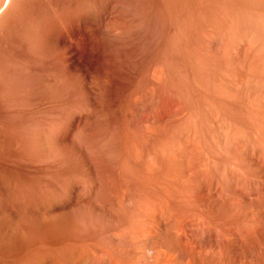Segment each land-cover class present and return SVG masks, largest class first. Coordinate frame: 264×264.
Segmentation results:
<instances>
[{
  "label": "rangeland",
  "instance_id": "obj_1",
  "mask_svg": "<svg viewBox=\"0 0 264 264\" xmlns=\"http://www.w3.org/2000/svg\"><path fill=\"white\" fill-rule=\"evenodd\" d=\"M64 1V2H63ZM17 0V1H15L16 3H14L15 5H13V9L11 10V11H13V12H10V16H11V14H12V16L11 17H9L8 19V21H7V23H6V25L8 26L9 25V27H5V29H3V31H2V29L0 30V107H2V106H4V104L6 105V106H8V107H10V108H14V107H18L19 105L17 104V102L19 101V100H22V101H19V102H21V103H23L25 106H27L29 109H27L24 113L25 114H23V113H21V114H23V115H21V114H14L15 116V118H17V119H13V121L15 122L14 124L12 123V125L9 127V128H7V132H6V139L7 140H5L4 139V142H3V144H0V157L1 158H3V159H5L6 161L7 160H9V161H7L9 164H10V166L11 165H13V166H11L12 167V169H11V167H10V169L9 168H5L3 165H1V163H0V178L1 177H3L4 175V177H3V179H0V183L1 182H3L4 183V185H5V187H6V189L8 190L7 191V193L5 194V193H3V192H1L0 193V196L2 197V196H5L4 198L2 197V199H3V202H7V201H9L10 202V200H11V202H13L12 203V205L13 204H15L14 206L16 207V209H17V211H18V214L16 215V216H12V214H11V220H12V222L10 223V225L11 226H9V229L10 230H8V235H6V238H4V239H1L0 240V242L1 243H3V245H1L0 247V257L2 258V256H3V258H4V262L2 263V261H3V259H1L0 258V264H115V262H116V260H118V258L117 257H120V255L123 257V256H125V254H127V253H129V254H127L126 256H131V252H132V248L134 247V245L135 244H137V245H141L140 247H145V246H147V245H150L151 243L149 242V241H151V239L153 238V240L152 241H154L155 239H156V235H154V234H152V236H150V237H148L149 239H146V241L147 242H145V241H139L140 243H142V244H140L139 242H137V243H134V245H133V243H132V241H131V239L129 238H127V237H129V236H127L128 234L127 233H125L126 232V227H128L127 225L128 224H126V223H131V221L133 220V219H135V218H137L136 220H139L138 218L140 217L139 216V214L138 213H135V211H137V210H134V208H135V205H137L138 206V208H139V203L141 202V201H139L140 200V196H142L141 198H143L144 196H145V198H146V200H148L150 203H153L152 201H153V199H154V201L157 199L156 197H158V193L159 194H161V195H163V192L165 191L166 193H168L167 192V190L166 189H168L169 187H170V194H171V196H172V194L174 193H171L173 190H175V194L177 193L176 191H178L179 192V188H177V187H180L181 188V185L183 184V183H185L186 182V184H184V186L182 185V191H183V188H186V187H188V186H190L192 183H193V180H195V178H193L194 177V175L195 174H193V173H195V171H192V170H194V169H192V168H189V167H191L192 165H189L188 163H190V164H192L197 158L195 157V156H197V154L196 155H193V152H192V154L190 155V153H191V151H190V149L189 150H187V149H183L184 147H186V145H185V142H188L187 143V147H189L188 145H189V143L191 142V143H193L192 141L194 140V143H198V141H199V143L202 141H204L205 139L207 140L208 138H209V136L211 135V132H212V129L214 128V127H216V125H217V123L219 124V126L217 125V129L216 128H214V130H215V132L214 133H212V135L213 136H210V137H212V138H214V139H212L211 141L210 140H208L207 142L209 143H211V142H213V143H215L213 140H215V138H216V140L215 141H217L216 142V144L217 143H220L219 144V146H218V144H217V146L219 147V148H214V150L213 151H216L217 153H218V151H219V154H221V155H223V154H225L226 153V156L228 155L229 156V152H230V150L232 151V149L233 150H235L236 148L235 147H244V146H246V144L248 145H250V146H252V145H254V146H252L253 147V149L254 150H256V146L258 145V141L255 139V138H252V139H254V140H256L255 141V143L256 144H254V141H252V139H251V137H250V141H249V135L252 133L251 131H256L255 129H257L258 128V124H260V120H259V118H260V116L258 115V113H260V110H258V108H262L263 107V102H264V98L262 97L263 96V91H264V82H263V80H264V78L262 79L261 77L263 76L264 77V53H263V45H264V21H262L264 18H262V16L264 17V15H262V14H264V0H261L262 1V4H261V1L259 2V1H257V0H241V2H240V0H226V2H225V0H217L216 2H215V0H212L211 2L208 0V3H205L207 0H203V1H205L204 3H205V5H203L202 3H203V1H202V3H201V0H177V1H171V0H167V1H165L166 3H167V5H165V3H164V1H162V0H121L120 2H119V0H117L118 1V4H119V6H117L118 7V9L120 10V11H122L123 13H125L124 14V17H121V19H120V17H118V18H116V19H120L118 22H119V25H120V30H121V33H120V31H119V36L118 35H116V36H111V35H108V33L107 32H105V31H101L100 32V34H99V36H97L96 37V39H95V41L92 43V44H94L95 46H99V47H102V48H105V49H108V48H111V46L113 47V45H115V44H118V43H120L122 46H123V44L125 45V44H127V45H134V46H136L137 47V49L138 48H140L138 51H140V53L141 54H143V52L144 53H146L148 50H150V49H153V47L154 48H156L155 46H158L157 44H160L162 41V38H164L163 37V35L165 36V34H166V28H165V26H167L166 25V23H167V21L169 20V18H171L172 16V18H174L175 20H176V17L178 16V17H180V18H178L177 17V20L175 21V20H172L173 22H174V25H175V31L174 32H176L175 34L177 35H175L174 36V33H173V36H172V39H174L173 40V43H170V45L168 46L170 49H172V50H170L167 46V48L169 49H167V51L165 50L166 49V47H165V49L163 48V50H161V52L163 51L164 53L161 55V56H164L165 55V57L163 58V60H162V64L164 65V68H161L160 67V69H161V72H162V70H163V72L164 73H162V77H161V79H155L154 77L153 78H151L152 79V83L150 84V81H148V79H146L145 78V80L146 81H148V83H146L145 82V80H142V82H141V84H140V86H138V89H137V91H138V93H140V90H143V87L142 86H150V89H151V91L152 90H154V91H152V94L150 95V94H144V90L143 91H141V93H140V95L138 94V96H140V98H141V102L139 101V104H136L135 102H134V100H130V99H133L132 97H131V94L130 93H126V95L125 96H127V97H125L124 95L121 97V99L119 100L118 99V101H117V103L115 104V106H113V103H111V102H109L108 101V99L106 100V98H105V96L104 95H102V93H100V95H99V93H97L98 95H95V97H96V100H99V101H97L98 102V108H101L102 107V109H103V113H102V115L104 114L105 116L103 117V119L104 120H101L102 121V126H103V128L106 130L107 129V131H108V133L109 134H107V136H106V139H105V144L107 143V144H109V145H111V143H112V141H111V139L112 138H110L113 134H114V136H117V135H115V133L113 132L114 130H116V128L118 127V125H120V122L122 121L121 120V116H122V110H124L128 105H131V106H133V108L134 109H137L138 111H136L138 114H139V116H140V118L143 120H146L147 122L146 123H149V124H147V126H149L148 128H146V129H148L149 130V132H147L148 130H146L145 131V135L142 133H140V135H139V137H140V139L142 140L140 143H142L141 145H139V148L141 147V149H140V151L138 150V156L139 157H141V158H139L140 159V162L141 161H145L146 160V157H147V160H148V162H150V164L149 163H147V161H143L142 162V164L143 163H147L146 164V166L144 165V166H142L141 164H140V166L136 169V168H133V171L135 170V172H138V174H140V176L142 175L143 177V179H141L140 178V176H136V178H137V188H136V190H134V192H136L137 194H135V193H133V195H132V198H133V200L135 199V200H137L138 198V200H137V204L135 203V201L133 202L132 200H131V204L130 205H134V203H135V205L133 206H128V207H126V208H124L123 210L126 212V215H127V213L129 212L128 210H130L131 209V211L133 212V213H131V212H129L128 213V215H127V217L125 218L124 217V214H125V212L123 211V215L121 214V212H120V215H121V220L119 219L120 218V216H119V218H118V222H120L121 221V225L120 224H118L119 226V228H120V226H124V227H121L120 229H118L121 233H119L118 231H116V232H118V234L120 235L119 236V238L120 239H118V240H120V241H118V240H116V241H114L113 239L114 238H112V233H110V229L109 230H107L108 228L106 227V225L108 226V227H110V225L108 224V223H110L111 224V222L110 221H107V217L106 216H104L103 217V215L104 214H102V216H101V214H99V212L97 213V212H94V210H90V208H84V209H80V211H76V212H74L73 213V216H75V217H72V214H71V216H66V217H64V221H67L68 219H69V221L71 220L70 219V217L73 219V218H76V220H74L73 219V223L75 222L76 223V225L74 226V227H76V226H79L80 224L84 227H81V226H79V227H76V230H77V236L78 237H83V235H81L80 233H84V231H85V228H87V230L85 231L86 232V236L85 237H83V239L81 240V241H83L82 243H83V246H84V249L83 248H81L80 246H78L77 245V243L74 241V240H72V238H69V237H71L70 235H72L71 233H72V231L73 230H71L69 227V229L71 230H68V228H67V223L66 222H64L63 220H62V218H60V223L61 222H63V225H66V226H64L63 228H64V230H65V232H64V230H63V234L65 235V233L69 236H67V235H65V238H69L71 241V246L74 248L75 247V249H73V251H74V253L76 254H73V256H71L72 258H70L71 259V261H69V262H67V263H65V261L63 260V258L61 257L62 255H63V252H64V250L63 249H65L64 247H60L62 250L60 251V249L58 250V252L60 251V253H57V254H60V257H56V150H57V135H58V131H59V128H61V126H62V124H63V121L65 120H68L69 121V119L68 118H70L71 117V115H70V117H69V114H70V112H73L74 110H78V109H85V110H88V109H91L92 108V106H89V104H90V101L89 100H87V99H89L90 97H89V95H90V93H89V91H88V89L86 90V88H87V86L88 85H90V86H92V83H90L89 82V78H88V76H87V74H86V71L84 70V69H79V70H77V69H75V68H73L72 66H71V62H70V60L68 59V54H67V52H68V50L69 51H72L73 52V54L75 55V57H78L77 59L80 61H82L83 59H85L86 58V56H87V53H88V51H89V49L88 48H90V45H92L90 42H92L93 40H94V38H92V36H90V31H89V26H88V24H87V22H85V20L83 19V17L85 18L86 17V7L84 6V2L82 3V5H83V7H84V9L82 8V13H83V17H82V15H81V20L83 21V23H82V21L80 20V22H78L79 20L78 19H76L77 17L79 18V14L77 13V15H76V17H75V14H76V12H74V8H72V1L73 0ZM170 3H169V2ZM189 1V2H188ZM191 1V2H190ZM219 1V2H218ZM220 1H221V3H223L222 5L224 6V8L222 7V5H221V3H220ZM223 1V2H222ZM232 1V4L230 3ZM246 2V3H243V4H246V5H244L243 6V4H242V2ZM257 1V3H255V4H252V2H256ZM71 2V3H70ZM172 2H174V4L172 3ZM214 2V3H213ZM234 2H235V4H234ZM252 4V5H254V6H252L250 3ZM259 2V3H258ZM184 3V4H183ZM191 3V4H190ZM193 3V4H192ZM218 5L217 6V9H216V7H214L216 4ZM242 5H241V4ZM248 3L250 4V6L248 5ZM64 4V5H63ZM69 4V5H68ZM175 4H177V6L175 5ZM180 6H179V5ZM207 4V5H206ZM211 4V5H210ZM215 4V5H214ZM230 4V5H229ZM234 4V5H233ZM239 4V5H238ZM260 4V6H261V8H260V6H258V5ZM62 5V6H61ZM67 5H68V7H67ZM161 5H162V7H161ZM172 5H175V6H173L174 8H172V6L170 7V6ZM195 5V6H194ZM199 5V6H198ZM214 5V6H213ZM232 5V6H231ZM241 5V6H240ZM170 7V10H172V11H170L169 12V7ZM184 6V7H183ZM209 7V9H208V7ZM213 6V7H212ZM225 6H227V7H225ZM235 6V7H234ZM252 6V7H251ZM256 6V7H255ZM57 7V8H56ZM62 7V8H61ZM70 7V8H69ZM165 7V8H164ZM168 7V8H167ZM190 7V8H189ZM203 7V8H202ZM221 7H222V9H221ZM246 7H248V8H246ZM250 7H251V9L252 10H255V12L254 11H252V12H254V13H252L251 11H250ZM168 10H167V9ZM182 8V9H181ZM227 8H229V10L227 9ZM231 8V9H230ZM232 8H236V9H233V11H232ZM240 8V9H239ZM242 8H244V10H245V8L246 9H249V10H246L247 12H245ZM254 8H256V9H254ZM64 9V10H63ZM72 9V10H71ZM187 9H189V10H187ZM258 9V10H257ZM262 9H263V12H262ZM161 10V11H160ZM164 10V11H163ZM178 10H179V13H178ZM197 10H200V11H197ZM202 10V11H201ZM219 10V11H218ZM236 10V11H235ZM240 10H241V12H240ZM259 11V10H261V11H259L258 13H257V11ZM62 11V12H61ZM64 11H66L67 13H65ZM69 11V12H68ZM183 11V12H182ZM197 11V12H196ZM213 11H215V12H213ZM222 11V12H221ZM232 11V12H231ZM244 11V12H243ZM84 12H85V14H84ZM190 12H192V13H190ZM211 12V13H210ZM221 12V13H220ZM238 14V15H240V16H238L237 15V17L235 18V16H236V13ZM251 12V13H250ZM59 13V14H58ZM164 13V14H163ZM169 13H171V15L169 14ZM173 13V14H172ZM174 13H175V15H174ZM181 13V14H180ZM213 13H215V14H213ZM216 13H217V15H216ZM235 13V14H234ZM241 13H242V15H241ZM244 13H246V14H244ZM249 13V14H248ZM257 13V14H256ZM130 14V15H129ZM168 14V15H167ZM177 14V15H176ZM224 14V15H223ZM251 14V15H250ZM161 15H162V17H161ZM209 15V16H208ZM221 15H223V16H221ZM229 15V16H228ZM243 15H245V16H243ZM247 15H250L251 17H249V16H247ZM258 15V16H257ZM261 15V16H260ZM72 16H73V19H72ZM166 18H165V17ZM171 16V17H170ZM194 16V17H193ZM221 16V17H220ZM224 16H225V18H224ZM257 16V17H256ZM75 17V18H74ZM127 17V18H126ZM132 17V18H131ZM164 17V18H163ZM168 17V18H167ZM183 17V18H182ZM190 17V18H189ZM226 17H227V19H226ZM233 17V18H232ZM239 17V18H238ZM171 18V19H172ZM196 18V19H195ZM210 18H211V20H210ZM215 18V19H214ZM262 18V19H261ZM167 21H166V20ZM187 19V20H186ZM198 19V20H197ZM226 19V20H225ZM236 19V22L234 21ZM239 19V20H238ZM243 19V20H242ZM74 20V21H73ZM249 20V21H248ZM261 20V21H260ZM76 21V22H75ZM177 21H178V23H177ZM201 21V22H200ZM216 21H217V23H216ZM224 21V22H223ZM233 21V22H232ZM237 21H238V23H237ZM247 21V24L248 25H246V23H244V22H246ZM86 24H85V23ZM124 22V23H123ZM164 22V23H163ZM228 22V23H227ZM248 22H250V23H248ZM256 22V23H255ZM259 22V23H258ZM77 23V24H76ZM121 23V24H120ZM190 25H188V24ZM201 23V24H200ZM203 23V24H202ZM79 24H80V26H79ZM82 24V25H81ZM85 24V25H84ZM165 24V25H164ZM195 24V25H194ZM205 24H207V25H205ZM227 26H226V25ZM232 24V25H231ZM242 24H244L243 26H242ZM193 25V26H192ZM204 25V26H203ZM235 25H236V27H238L239 25H241L240 27H238L237 28V30L239 29V28H242V29H248L247 31H245L244 30V32L243 31H241L242 29H239L238 30V32H237V30H236V33H235ZM250 25H251V27H252V29H251V27H250ZM252 25H254V26H252ZM85 26H87V28L85 27ZM126 26V27H125ZM187 26V27H186ZM200 26V27H199ZM247 26H249V28L252 30V32H254V33H252L251 31H249L250 29L249 28H247ZM256 26H257V28H256ZM75 27H76V29H75ZM177 27V28H176ZM216 27H217V29H216ZM222 27V28H221ZM230 27V28H229ZM245 27V28H244ZM86 30H85V29ZM127 28V29H126ZM183 28V29H182ZM201 28V29H200ZM204 28V29H203ZM219 28H221V29H219ZM229 28V29H228ZM259 28V29H258ZM190 29V30H189ZM232 29H233V31H232ZM257 29V30H256ZM261 29H262V31H261ZM6 30V31H5ZM212 30V31H211ZM224 30V31H223ZM9 31V32H8ZM80 31V32H79ZM223 31V32H222ZM248 31H249V33H248ZM257 31L259 32V33H257ZM79 32V33H78ZM126 32V33H125ZM129 32V33H128ZM158 32H159V34H158ZM181 34H180V33ZM193 32V33H192ZM260 32H262V34L260 33ZM104 33V34H103ZM186 33V34H185ZM226 33H228L227 34V36H226ZM232 33H235L236 35L237 34H240V35H238V36H235L234 34H232ZM243 33V34H242ZM248 34V39H247V34ZM250 33L252 34V35H250ZM130 34H131V36H130ZM157 34V35H156ZM184 34V35H183ZM195 34V35H194ZM257 34H259V35H256ZM103 35V36H102ZM207 35V36H206ZM208 35H210V36H208ZM246 36V38L245 37H242V36ZM159 36V37H158ZM183 36V37H182ZM200 36H201V38H200ZM203 36V37H202ZM206 36V37H205ZM231 36V37H230ZM90 37H91V39L92 40H90ZM115 37H116V39H115ZM133 37V38H132ZM209 37H211V38H209ZM233 37H234V40H233ZM250 37H252V38H250ZM259 39H258V38ZM155 38H156V40H155ZM207 38V39H206ZM232 38V39H231ZM241 38H242V40H241ZM244 38V39H243ZM250 38V39H249ZM142 39V40H141ZM160 41H159V40ZM237 39V41H235ZM256 39V40H255ZM257 39H258V41H260V42H258L257 41ZM67 40V41H66ZM111 40V41H110ZM126 40V41H125ZM130 40V41H129ZM154 41V43H153V41ZM157 40H158V42H157ZM246 40V41H245ZM248 40H250V41H248ZM262 40V41H261ZM116 41H118L117 43H116ZM152 41V42H151ZM188 41V42H187ZM190 41H192V42H190ZM215 41V42H214ZM221 43H220V42ZM224 41H226V42H224ZM100 42V43H99ZM114 42V43H113ZM124 42V43H123ZM133 42V44H131ZM172 42V41H171ZM206 42V43H205ZM214 42V43H213ZM228 42V43H227ZM230 42V43H229ZM242 42V43H241ZM246 42V45L244 44V43ZM248 42V43H247ZM129 43V44H128ZM235 43V44H234ZM240 43H241V46H240ZM252 43V44H251ZM105 44V45H104ZM150 44V45H149ZM223 44V45H222ZM225 44V45H224ZM239 44V45H238ZM249 44H251V47L250 46H248ZM173 45V46H172ZM175 45V46H174ZM192 45V46H191ZM204 45V46H203ZM206 45V46H205ZM211 45V46H210ZM219 45V46H218ZM235 45V46H234ZM104 46V47H103ZM149 46V47H148ZM179 46V47H178ZM184 46V47H183ZM190 46V47H189ZM218 46V47H217ZM223 46V49L221 48ZM225 46V47H224ZM227 46V47H226ZM231 46V47H230ZM171 47H173V48H171ZM205 47L207 48V49H205ZM251 49H250V48ZM211 48V49H210ZM217 48H219V49H217ZM243 48V49H242ZM247 48V49H246ZM255 48V50H252V49H254ZM257 48V49H256ZM260 50H259V49ZM86 49V50H85ZM199 49V50H198ZM230 51H229V50ZM234 49H235V51H234ZM237 49V50H236ZM249 49V50H248ZM176 50V51H175ZM198 50V51H197ZM209 50V51H208ZM214 50V51H213ZM225 52H224V51ZM233 50V51H232ZM242 50V51H241ZM244 50V51H243ZM247 50V51H246ZM252 50V51H251ZM180 51V52H179ZM204 51V52H203ZM219 53H218V52ZM221 51V52H220ZM237 51V52H236ZM249 51H251L250 52V54L253 56H251L250 54H246V53H248ZM167 52V53H166ZM204 54H203V53ZM212 52H214V53H212ZM216 52V53H215ZM232 52V53H231ZM243 52V53H242ZM260 52V53H259ZM176 53V54H175ZM206 53V54H205ZM225 53V54H224ZM263 53V54H262ZM169 54H170V56H169ZM175 54V55H174ZM219 54V55H218ZM223 54V55H222ZM231 54H233L232 55V57H231ZM237 54V55H236ZM241 54H242V56H241ZM244 54V55H243ZM255 54H256V56H255ZM167 55V56H166ZM171 55H173V56H171ZM206 55V56H205ZM230 55V56H229ZM246 55V56H245ZM259 55H260V57H259ZM263 55V56H262ZM19 56V57H18ZM183 56V57H182ZM202 56V57H201ZM224 56V57H223ZM227 56V57H226ZM250 57V58H248V57ZM169 57H171V58H169ZM174 57V58H173ZM191 57H193V58H191ZM209 57V58H208ZM214 58V60H213V58ZM222 57V58H221ZM236 57H238L237 59H236ZM173 58V59H172ZM181 58V59H180ZM187 58V59H186ZM205 58V59H204ZM207 58V59H206ZM237 60V63H236V60ZM241 58V59H240ZM229 59V60H228ZM247 59V60H246ZM263 59V60H262ZM69 60V61H68ZM166 60V61H165ZM185 62H184V61ZM218 61L217 63H219V64H217L215 61ZM222 62H221V61ZM223 60H224V62H223ZM226 60H227V62H229L228 64H227V62H226ZM235 60V61H234ZM248 60H249V62L252 60V61H254L255 60V62H250L251 63V65H249V66H251L252 67V69L250 68V67H248ZM261 60V61H260ZM179 61L181 62V63H179ZM210 61V62H209ZM239 61V62H238ZM170 64H168V63ZM207 62H209V63H207ZM211 62H212V64H211ZM260 62V63H259ZM186 63V64H185ZM214 63H216V64H214ZM234 63H236V64H234ZM240 63H242L241 65H240ZM244 63V64H243ZM247 63V65H245ZM259 63V64H258ZM162 64L160 65V66H162ZM180 64V65H179ZM211 64V65H210ZM221 64V65H220ZM222 64H227L226 66L228 67H226L225 65H222ZM239 64V65H238ZM257 64V65H256ZM263 64V65H262ZM197 65V66H196ZM217 65V66H216ZM229 65V66H228ZM242 65H244V67H242V68H245V66H247L249 69H248V71H247V73L249 72V77L251 78H249V77H247V79H249V80H247L246 79V75H243L242 77H239L238 76V79H237V75H238V73H240L239 71H241L240 69H241V67L240 66H242ZM261 65V66H260ZM219 66V67H218ZM220 66H222V67H220ZM232 66V67H231ZM263 66V67H262ZM49 67V68H48ZM163 67V66H162ZM198 67H200V68H198ZM215 67V68H214ZM226 68V70H225V68ZM237 67H238V70H236L237 69ZM260 67H262V68H260ZM48 68V69H47ZM166 68V69H165ZM175 68H177V69H175ZM179 68V69H178ZM219 68H220V70H221V72L219 71ZM240 68V69H239ZM168 69V70H167ZM199 69V70H198ZM214 69L216 70V71H214ZM229 69V71H231L230 73H229V71L228 72H225V74L226 73H228L227 75L229 76H226L228 79H229V81H231L232 79H233V76L232 75H234L235 76V72H236V79H235V77H234V80H232L230 83H233V85L234 84H236L235 82L237 81V83L239 84H236L237 86H236V89H237V87H238V91L239 92H237V90L235 89V90H233V89H229V88H227L226 87V85H223L224 83V78H220L219 80H218V77H220L221 75L220 74H222V71L223 70H225V71H227ZM247 68H245L244 70H246ZM256 69V70H255ZM258 69V70H257ZM185 70V71H184ZM191 70V71H190ZM207 70V71H206ZM210 70V71H209ZM218 70V71H217ZM263 70V71H262ZM7 71V72H6ZM10 71V72H9ZM233 71V72H232ZM252 71H254V72H252ZM6 72V73H5ZM189 72V73H188ZM191 72V73H190ZM220 72V74H219V76H217L216 74L217 73H219ZM224 72V71H223ZM202 73V74H201ZM216 73V74H215ZM252 73V74H251ZM258 73H260V74H257ZM54 74V75H53ZM204 74V75H203ZM206 74H207V76H209V77H206ZM210 74V75H209ZM224 74V75H225ZM246 74V73H245ZM91 75V74H90ZM166 76V78L164 77V76ZM214 75H215V78L216 79H214ZM251 75V76H250ZM86 76H87V78H86ZM91 76H94V74H92ZM187 76H188V78H187ZM198 76H200V77H198ZM256 76H258L257 78H255ZM164 77V78H163ZM184 77H185V79H184ZM232 77V78H231ZM244 77H245V80H244ZM252 77H254V78H252ZM260 77V78H259ZM83 78V79H82ZM163 78V79H162ZM203 78V79H202ZM231 78V79H230ZM243 78V79H242ZM74 79H76V80H74ZM95 78L94 77H92V80H94ZM205 79H206V81H205ZM211 79V80H210ZM213 79V80H212ZM241 79V80H240ZM252 79H255V82H256V84H255V82L254 81H252ZM257 79V80H256ZM258 79H260V80H258ZM155 80V81H154ZM160 80V81H159ZM216 80H218L221 84H218V81H216ZM223 80V81H222ZM227 80V79H226ZM225 80V81H226ZM241 81V82H238V81ZM242 80H243V82H245V81H247L248 83H244V86H242L243 84V82H242ZM251 80V82H249ZM45 81V82H44ZM157 81V82H156ZM164 83H163V82ZM167 81V82H166ZM208 81V82H207ZM213 81V82H212ZM257 81H260V82H257ZM44 82V83H43ZM143 82H145V83H143ZM154 82H155V84H154ZM192 82H193V84H192ZM199 82H201V83H199ZM214 85H213V84ZM215 83H217V85L215 84ZM251 83V84H250ZM86 84H88L87 86H86ZM142 84H144V85H142ZM183 84V85H182ZM188 84V85H187ZM197 84V85H196ZM201 84V85H200ZM247 84H248V86L249 87H251L252 85H254V87H251V88H249L248 86H247ZM258 84H260V85H258ZM75 85V86H74ZM81 85H83V88L82 89H84V90H80L81 89V87H79V86H81ZM85 85V86H84ZM142 85V86H141ZM174 85V86H173ZM179 85H180V87H179ZM207 85L209 86V87H207ZM215 85H216V87H218V90H217V88L215 87ZM222 88H220L219 86ZM263 87H262V86ZM168 86V87H167ZM182 86V87H181ZM193 86V87H192ZM200 87V89H199V87ZM204 86V87H203ZM226 88H225V87ZM235 86V85H234ZM239 86H241V87H243L242 89H240L241 87H239ZM86 87V88H85ZM141 87V89H139ZM171 87H172V89H171ZM188 87V88H187ZM194 87H195V89H194ZM211 87V88H210ZM245 87H247V88H245ZM263 89H262V88ZM207 89V92H206V94L207 95H205V92H204V90H206ZM220 88V89H219ZM244 88H245V90H247V91H245L244 90ZM183 89H186V91L185 90H182ZM216 89V90H215ZM250 89H252V90H250ZM255 89H256V91H255ZM259 89H261L260 91H259ZM73 90V91H72ZM190 90V93L188 92ZM202 90V91H201ZM220 90V91H219ZM183 93H182V92ZM195 91L197 92V93H195ZM199 91V92H198ZM209 91V92H208ZM211 91V92H210ZM219 91V92H218ZM222 91V92H221ZM228 91V92H227ZM244 91V92H243ZM251 91H254V94L253 93H251ZM21 92V93H20ZM86 92H88V95H87V93ZM154 92V93H153ZM160 92V93H159ZM171 92V93H170ZM187 92V93H186ZM203 92V93H202ZM215 92H216V94H217V92H218V94L216 95L215 94ZM226 92V93H225ZM234 92L236 93V96H237V98H236V96H235V94H234ZM242 92V93H241ZM261 92V94H260V96H259V93ZM24 93V94H23ZM209 93H211V94H209ZM230 95H228V94ZM249 93L251 94V95H249ZM130 94V95H129ZM170 94V95H169ZM196 96H195V95ZM201 95V97H199L200 95ZM209 94V95H208ZM242 94V95H241ZM103 97H102V96ZM172 95V96H171ZM182 95V96H181ZM133 96V95H132ZM159 96V97H158ZM207 96H208V98H207ZM211 96H213V97H211ZM245 96H247V97H245ZM184 97V98H183ZM190 97V98H189ZM193 97V98H192ZM211 97V98H210ZM229 97V98H228ZM239 97H240V99H239ZM256 97H257V99H256ZM259 97V98H258ZM260 97H262V100L261 101H263V102H261L260 101ZM18 98H19V100H18ZM21 98V99H20ZM70 98V99H69ZM80 98V99H79ZM98 98V99H97ZM124 98V99H123ZM139 98V99H140ZM158 98V99H157ZM200 98V99H199ZM208 99V101H209V104L207 103L208 101L206 100V99ZM209 98L211 99V100H209ZM223 98V99H222ZM232 98V99H231ZM249 98V99H248ZM161 99V100H160ZM174 99V100H173ZM189 99V100H188ZM202 99V100H201ZM205 99V100H204ZM213 99H215V101L213 100ZM227 99V100H226ZM234 99V100H233ZM246 101H245V100ZM252 99V100H251ZM256 99V101H254ZM15 100V101H14ZM38 102H37V101ZM40 100V101H39ZM71 100V101H70ZM145 100V101H144ZM159 100V101H158ZM257 100H259V101H257ZM87 101V102H86ZM89 101V102H88ZM124 101V102H123ZM206 101V102H205ZM210 101H211V103H210ZM241 101V102H240ZM18 102V103H19ZM53 102V103H52ZM72 102V103H71ZM132 102V103H131ZM149 102H151V103H149ZM181 102V103H180ZM190 102H192V103H190ZM205 102V103H204ZM256 102V103H255ZM259 104H258V103ZM14 103V104H13ZM20 103V104H21ZM43 103V104H42ZM100 103V104H99ZM111 103V104H110ZM134 103V104H133ZM241 103V104H240ZM244 103V104H243ZM260 103L262 104V105H260ZM14 105V107H13V105ZM29 104H31V105H29ZM133 104V105H132ZM182 104V105H181ZM187 104V105H186ZM202 104V105H201ZM206 104H207V106H206ZM211 104V105H210ZM233 104H234V106H233ZM246 104V105H245ZM257 106V104H258V108L256 109V106ZM11 105V106H10ZM15 105H17V106H15ZM38 105V106H37ZM43 105V106H42ZM54 105V106H53ZM135 105V106H134ZM150 105V106H149ZM173 105V106H172ZM198 105V106H197ZM209 105V106H208ZM217 105H219V106H217ZM237 105V106H236ZM249 105V106H248ZM252 105V106H251ZM6 106H4V107H6ZM34 106V107H33ZM146 106V107H145ZM149 106V107H148ZM152 106V107H151ZM154 106V107H153ZM161 106V107H160ZM172 106V107H171ZM177 106V107H176ZM181 108H180V107ZM184 106V107H183ZM186 106H188V107H186ZM202 106V107H201ZM208 107V108H206V107ZM211 106V107H210ZM217 106V107H216ZM236 106V107H235ZM242 106V107H241ZM37 107V108H36ZM52 107V108H51ZM71 107V108H70ZM75 107V108H74ZM82 107V108H81ZM145 107V108H144ZM159 107V108H158ZM183 107V108H182ZM199 107V108H198ZM212 107H216V108H213V110H212ZM224 107V108H223ZM229 107V108H228ZM234 109H233V108ZM238 107H241V108H238ZM246 107V108H245ZM249 109H248V108ZM35 108V109H34ZM43 108V109H42ZM45 108V109H44ZM153 108V109H152ZM155 108H158V109H155ZM189 109V111H188V109ZM194 108H195V110H194ZM203 108H206L207 110L206 111H208V110H210V112L212 111V112H214V115L216 116V118H217V120H219V121H217L216 120V118H215V121H217V122H215V121H211V123L209 122V121H207V119H206V121L205 120H203L204 118V116H203V114H204V109ZM218 108V109H217ZM228 108V109H227ZM118 109V110H117ZM141 109V110H140ZM152 109V110H151ZM182 109V110H181ZM191 109H192V111H191ZM202 109V110H201ZM215 109L216 110H220L221 111V113H222V115H221V113H220V111L218 112V111H215ZM224 110V112H223V110ZM255 109V111L256 112H258V113H256V112H252V110H254ZM37 110V111H36ZM68 110V111H67ZM104 110H106L105 112H104ZM110 111V113H108L109 111ZM179 110V111H178ZM243 111V113H242V111ZM62 111H64V112H62ZM121 111V112H120ZM149 111H150V113H149ZM194 111V112H193ZM196 111H197V113H196ZM198 111H199V113H198ZM206 111H205V113H206ZM229 112V115L231 116H229V115H227L228 113H226V112ZM233 111V112H232ZM238 111H239V113H241L240 115L242 116V117H240V115H239V113H238ZM245 111V112H244ZM248 111H250V113H248ZM101 112H102V110H101ZM120 112V113H119ZM176 112V113H175ZM203 114H202V113ZM211 112V113H212ZM216 112V113H215ZM217 112L219 113V114H217ZM237 112V113H236ZM147 113H148V115H147ZM158 113V114H157ZM181 113V114H180ZM184 113V114H183ZM187 113V114H186ZM194 113V114H193ZM202 115H201V114ZM231 113V114H230ZM254 113H255V115L257 114L258 116H254ZM29 114V115H28ZM50 114V115H49ZM113 114V115H112ZM187 116H186V115ZM194 116H193V115ZM213 114V113H212ZM223 114H226V115H224L223 116ZM17 115H19V116H17ZM25 115V116H24ZM35 115V116H34ZM45 115V116H44ZM67 115V116H66ZM110 115V116H109ZM182 117H180V116ZM183 115H185V116H183ZM217 115L219 116V117H217ZM221 115V116H220ZM238 117H236V116ZM247 115H249L250 117L248 118H246V116ZM17 116V117H16ZM23 116V117H22ZM30 116V117H29ZM118 116V117H117ZM145 116V117H144ZM150 116V117H149ZM159 116V117H158ZM179 116V117H178ZM197 116V117H196ZM199 116H200V118H199ZM225 116H227V118L225 117ZM229 116V117H228ZM245 116V118H243ZM65 119H64V118ZM68 117V118H67ZM108 117V118H107ZM185 117V118H184ZM206 117V116H205ZM222 117V118H221ZM225 117V118H224ZM237 119H236V118ZM252 117H254L255 118V120H256V122L254 123V124H252V122L250 121V118L252 119ZM257 117V118H256ZM21 118H23V119H21ZM111 118V119H110ZM146 118V119H145ZM163 118V119H162ZM180 118V119H179ZM201 118H203V119H201ZM228 118H230V119H228ZM232 118V119H231ZM240 118H242V119H240ZM20 119H21V121H20ZM29 119V120H28ZM148 119V120H147ZM178 119V121H176V120ZM199 119V120H198ZM222 119H226V121L225 120H222ZM243 119H249V121L250 122H245V120H243ZM15 120H17V121H15ZM34 120V121H33ZM60 120V121H59ZM163 120V121H162ZM166 120V121H165ZM175 120V121H174ZM187 120V121H186ZM195 120V121H194ZM236 120V121H235ZM255 120H252V121H255ZM258 120H259V122H258ZM22 121H24V122H22ZM151 121H152V123H154L153 125H152V123H151ZM184 121V122H183ZM190 121V122H189ZM233 121V122H232ZM238 121H240V122H238ZM18 122V123H17ZM29 122V123H28ZM67 122V121H66ZM94 123L93 121H87V122H85L84 121V126L86 125V124H88V125H86L85 126V128H86V132L87 133H84L83 134V136L82 137H80V136H78V133H77V135H76V132H74V134H73V132L71 133V135H73V138H74V140L75 141H77L79 138H77V137H80L81 139H79L77 142H81V143H84L83 141H87V140H89L90 138H91V136H93L91 133H90V131H88L89 129L91 130L92 129V123ZM108 122V123H107ZM119 122V123H118ZM175 124H174V123ZM196 122H197V124H196ZM201 122H202V124H201ZM208 122L210 123V124H208ZM212 122H214V124L215 125H213V123ZM220 122V123H219ZM221 122H222V124H221ZM227 122V123H226ZM20 125V127L17 125ZM23 123V124H22ZM91 123V124H90ZM96 123V122H95ZM165 123V124H164ZM178 123H179V125H178ZM181 123V124H180ZM183 123V124H182ZM206 123V124H205ZM229 123V124H228ZM236 123V124H235ZM32 124V125H31ZM106 125V127H108V128H105V126L104 125ZM157 124V125H156ZM231 124H233V126H231ZM234 124H235V126H234ZM249 124V125H248ZM256 124H257V127H255L256 126ZM13 125L14 126H17L18 127V129H15L16 127H13ZM47 125V126H46ZM110 125V126H109ZM173 125V126H172ZM182 125H184V126H182ZM192 127H191V126ZM195 127H194V126ZM206 125H208V126H206ZM210 125H212L210 128V133H209V126ZM220 125H221V127H220ZM226 125V126H225ZM254 125V126H253ZM261 125V124H260ZM22 126V127H21ZM53 126V127H52ZM91 126V127H90ZM164 126V127H163ZM182 126V127H181ZM188 126V127H187ZM201 126H203V127H201ZM214 126V127H213ZM229 126H231V127H229ZM239 126H241V127H239ZM246 126H248V127H246ZM29 127H31V128H29ZM57 127V128H56ZM59 127V128H58ZM90 127V128H89ZM162 127V128H161ZM213 127V128H212ZM218 127H220L219 129H218ZM224 127V128H223ZM228 127L230 128L229 130H228ZM233 127H234V130H233ZM251 127H254V128H251ZM260 128L259 129H261V128H263V126L261 127V126H259ZM12 128V129H11ZM110 128V129H109ZM167 128V129H166ZM188 128H189V130H188ZM205 128V129H204ZM208 128V129H207ZM226 128V129H225ZM237 128V129H236ZM249 128L250 129H254V130H249ZM32 129V130H31ZM88 129V130H87ZM113 129V130H112ZM153 129V130H152ZM179 129V130H178ZM183 129V130H182ZM206 129H207V131H206ZM220 129L221 130H223L224 129V131H220ZM236 129V130H235ZM242 130V133L241 132H239L238 130ZM259 129H257V130H259ZM16 130V131H15ZM163 130H165V131H163ZM172 130V131H171ZM174 130H176V131H174ZM181 130V131H180ZM216 130H217V132H216ZM15 131V132H14ZM21 131V132H20ZM107 131H106V133H107ZM111 131V132H110ZM117 131V130H116ZM182 131L183 132H186V136H185V133H182ZM220 131V132H219ZM225 131H226V134H225ZM228 131H229V134H228ZM231 131H233L232 132V135H231ZM238 131L240 134H238V132H237V134H236V132ZM19 132V133H18ZM157 132V133H156ZM180 132V133H179ZM198 132V133H197ZM202 132V133H201ZM204 132V133H203ZM222 132H224V133H222ZM258 132H260V131H258ZM22 133V134H21ZM161 133V134H160ZM164 133V134H163ZM192 133H193V135H192ZM210 135H209V134ZM235 133V134H234ZM247 133V134H246ZM256 132H254V134H255ZM89 136H88V135ZM91 134V135H90ZM116 134H117V132H116ZM155 134V135H154ZM163 134V135H162ZM182 134V135H181ZM200 134H203V135H200ZM205 134H207L206 136H204ZM249 134V135H248ZM256 134H258V133H256ZM75 135V136H74ZM143 135V136H142ZM149 135V136H148ZM172 135V136H171ZM175 135V136H174ZM209 135V136H208ZM224 135H226V136H224ZM235 135V136H234ZM239 135V136H238ZM246 135V136H245ZM113 136V137H114ZM153 136V137H152ZM164 136H165V138H164ZM177 136V137H176ZM195 136V137H194ZM199 136V137H198ZM215 136V137H214ZM237 136V137H236ZM246 137V138H244V139H242V142L244 143V141L243 140H245V144H243V145H241L242 144V142H241V140H240V138H243V137ZM251 136V135H250ZM9 137V138H8ZM21 137V138H20ZM110 139H109V138ZM169 137V138H168ZM186 137V138H185ZM208 137V138H207ZM252 137H254V136H252ZM111 141H109L108 139ZM117 138V137H116ZM116 138H115V140H116ZM168 138V139H167ZM171 138V139H170ZM218 138H219V140H218ZM224 138V139H223ZM23 139V140H22ZM83 139V140H82ZM159 139H160V141H159ZM192 139V140H191ZM226 139V140H225ZM238 139V140H237ZM113 140H114V138H113ZM144 140H146V141H144ZM173 140H175V141H173ZM191 140V141H190ZM234 140V141H233ZM18 141V142H17ZM23 141V142H22ZM27 141V142H26ZM49 141V142H48ZM109 141V142H108ZM177 141V143L178 144H176L175 142ZM180 141V142H179ZM182 141V142H181ZM222 141V142H221ZM228 141V142H227ZM247 141H249V142H247ZM37 142V143H36ZM52 142V143H51ZM103 142V141H102ZM114 142V141H113ZM201 142V143H202ZM206 142V143H207ZM237 142H239V146H238V144H237ZM247 142V143H246ZM252 142V144H250ZM19 143V144H18ZM99 143L101 144H99L100 146H101V148L103 149V147H107V146H105V144H103V147H102V143H101V141H99ZM170 143V144H169ZM180 143V144H179ZM184 143V144H183ZM203 143H205V141L203 142ZM221 143H222V145H221ZM235 143V144H234ZM241 143V144H240ZM8 144V145H7ZM29 144V145H28ZM153 144V145H152ZM183 144V145H182ZM233 144V145H232ZM260 144V143H259ZM37 145V146H36ZM109 145H108V147H109ZM175 145V146H174ZM178 145H180L181 146V148L183 149H181L180 147H178ZM229 145V146H228ZM235 145V146H234ZM237 145V146H236ZM10 146V147H9ZM22 146V147H21ZM34 146H36V147H34ZM170 146V147H169ZM184 146V147H183ZM233 146H234V148H233ZM262 146H264L263 144H262ZM3 147V148H2ZM30 149H29V148ZM145 147V148H144ZM156 147V148H155ZM175 147V148H174ZM180 148V149H178V148ZM23 148V149H22ZM152 148V149H151ZM223 148H225V149H223ZM227 148H229V149H227ZM232 148V149H231ZM237 148V149H238ZM240 148V149H241ZM259 148H261V144H260V146L258 147V149L257 150H259V152H260V149ZM41 149V150H40ZM106 149V148H105ZM144 149V150H143ZM147 149V150H146ZM148 149H150V150H148ZM156 149V150H155ZM218 149V150H217ZM220 149V150H219ZM243 149V148H242ZM263 150H264V147L262 148ZM4 150V151H3ZM14 150V151H13ZM21 150V151H20ZM153 150L155 151V152H153ZM166 150V151H165ZM171 150V151H170ZM176 150H178V152L176 151ZM184 151L183 153H184V155H183V153L181 154V152L180 151ZM221 150H223V152H225V153H222V151ZM229 150V151H228ZM256 150V152H258ZM263 150H261V151H263ZM144 151V152H143ZM146 151L148 152L149 151V153H146ZM157 151V152H156ZM174 151L176 152V153H174ZM186 151V152H185ZM190 151V152H189ZM140 152V153H139ZM153 152V153H152ZM167 154H166V153ZM168 152H170L169 154H168ZM188 152V153H187ZM233 152V151H232ZM231 152V153H232ZM29 153V154H28ZM152 153V154H151ZM158 153V154H157ZM181 154L180 156H182L181 157V159H180V161L178 160V157L177 156H179V155H177V154ZM234 153V152H233ZM4 154H5V156H4ZM20 154V155H19ZM108 155H111L109 152L107 153ZM141 154V155H140ZM154 154H156V155H154ZM164 154V155H163ZM166 154V155H165ZM174 154H176V155H174ZM195 154V153H194ZM12 155V156H11ZM148 155V156H147ZM153 155V156H152ZM186 155V156H185ZM193 155V156H192ZM30 156V157H29ZM145 157V159H144V157ZM151 156V157H150ZM162 156H164V157H166V159L165 160H167V159H170L171 157H173V160H175V161H173L172 162V158L170 159L171 160V162L172 163H175V165L174 164H172V163H170V160H167V161H169V163H170V165L172 164V166H170V165H168L169 163L168 162H163V164L165 163V164H167V166L165 165V166H159V165H161V163H162V161H164L163 160V158L164 157H162ZM168 156L170 157V158H168ZM175 156L177 157V158H175ZM187 159V161L188 162H186L185 161V159H184V157ZM4 157H6V158H4ZM15 157V158H14ZM35 157V158H34ZM150 157V159H148ZM143 158V159H142ZM152 158V159H151ZM162 158V159H161ZM175 158V159H174ZM190 160H189V159ZM192 158H193V160H192ZM194 158H195V160H194ZM142 159V160H141ZM154 159V160H153ZM182 159L185 161V163L183 162V164L185 165V168L186 167H188L187 169H191V172H192V174H191V172L189 171V170H187V169H182L181 168V164H182ZM150 160H153V161H150ZM156 160V161H155ZM176 160H178L180 163V165H178V161H176ZM13 161V162H12ZM17 163H16V162ZM20 161V162H19ZM155 161V162H154ZM23 162V163H22ZM151 162H154V165L153 164H151ZM18 163H21V164H23V165H26L29 169H30V172L28 171V172H22V170H20V168H18ZM158 163H160V164H158ZM187 163V164H186ZM30 164V165H29ZM157 166H156V165ZM162 164V165H163ZM177 164V165H176ZM139 165V164H138ZM147 165H149L150 166V168H148V166ZM151 165H153L152 167H151ZM187 165V166H186ZM202 165H204V164H202ZM201 165V167H199V169L197 170V172H199V170H201L200 172V174H203V178H205V176H207V175H204V173L208 170V172H209V170L211 169V167L210 166H207V165H205L206 167V169L204 170L203 169V172H202V169H200V168H203L204 166H202ZM17 166V167H16ZM170 166V167H169ZM179 166V167H178ZM234 166V165H233ZM15 167V168H14ZM135 167H137V165H135ZM140 167H144V172H143V168H141L140 169ZM145 167H147V168H145ZM156 167V168H155ZM164 167H166V169H168L169 170V168H172V169H174V167H175V169L177 170H175V171H173L172 173L174 174V178L171 176V175H169L171 178H170V180H169V176H168V173H166L167 175H165V176H167V178L168 179H166L165 177H162V172H164L166 169L164 168ZM207 167H209V169H207ZM215 167H217V168H220V167H218L217 165L215 166ZM3 168H5V169H3ZM165 169L164 171H163V169ZM182 169V170H179L178 171V169ZM217 168H216V170H217ZM18 169V170H17ZM147 169V170H146ZM158 169V170H157ZM161 171H160V170ZM235 169V170H234ZM238 169H239V167H234L232 170L234 171V174H235V172H237L236 174L238 175V172H240V171H238ZM6 170H11L10 172L9 171H6ZM140 170H142V171H140ZM184 170H185V172L186 173H184ZM187 170V171H186ZM220 170L221 169H218V173H220ZM242 170V173L240 174L239 173V176H240V178H242L241 176H243V178L246 176V174H249L250 173V171H248L247 172V170H248V168H245L244 170H245V176L244 175H242L243 173H244V170L243 169H241ZM2 171V172H1ZM4 171V172H3ZM14 171V172H13ZM151 171V172H150ZM170 171H171V169H170ZM169 171V172H170ZM180 171H182L181 173H179ZM188 171H189V173L191 174V175H193V176H191V178H193V180H191L189 177H190V175H189V173H188ZM211 171V170H210ZM7 172H8V174H7ZM12 172V173H11ZM16 172V173H15ZM166 172H168V171H166ZM178 172V173H177ZM196 172V173H197ZM3 173H4V175H3ZM145 173V174H144ZM165 173V172H164ZM13 174H15L14 176H13ZM17 174V175H16ZM24 174V175H23ZM160 174V175H159ZM170 174V173H169ZM176 174V175H175ZM181 174V175H180ZM185 174V175H184ZM188 174V175H187ZM200 174H198L199 176H200ZM206 174V173H205ZM236 174H235V176H236ZM7 175V176H6ZM52 175V176H51ZM135 175H136V173H135ZM180 175V177H182V178H180L179 179V176ZM250 175H251V173H250ZM20 176V177H19ZM177 176V177H176ZM187 176V177H186ZM197 176V175H196ZM198 176V177H199ZM255 175H252L250 178H252V177H254ZM17 177H19V178H17ZM156 177V178H155ZM201 177V176H200ZM208 177V176H207ZM206 177V178H207ZM247 178V180L248 179H250V178H248L249 177V175H247L246 176ZM7 178H8V180H7ZM26 178H27V180H26ZM47 178V179H46ZM162 178H165V180L167 181V182H165L164 180V182L162 183L161 181V179ZM185 178V179H184ZM206 178L204 179L205 181H206ZM240 178H236L235 177V179H236V181H238ZM254 178H255V180L257 181V179H258V181L256 182V181H252V180H254ZM254 178H252L251 179V182H254V184H255V186H257L260 182H264V180L261 178V177H254ZM259 178H260V180H259ZM5 179V180H4ZM185 181H184V180ZM202 179V178H201ZM245 179V178H244ZM244 179H242L241 181H243ZM245 179V180H246ZM1 180H3V181H1ZM37 180V181H36ZM141 182H140V181ZM179 180V181H178ZM191 180V182L192 183H190V182H188V181H190ZM261 180H263V181H261ZM30 181H31V183H30ZM147 181H149V184H148V182ZM172 181V182H171ZM174 181V182H173ZM208 181V180H207ZM241 181H238L237 182V184H239V185H241L242 184V186H243V184L245 185L246 184V189L248 190V189H250L251 187H249L250 185L252 186V183L250 182V180H248L251 184L248 186V184H249V182L248 181H246L247 183H245V181L244 182H241ZM16 182V183H15ZM49 182V183H48ZM138 182H139V184L141 185V186H139L138 185ZM161 182V183H160ZM170 182V183H169ZM179 182V183H178ZM181 182V183H180ZM259 182V183H258ZM154 183V184H153ZM165 183V184H164ZM173 183H175V184H173ZM177 183V184H176ZM187 183H189V184H187ZM196 183V182H195ZM152 184V185H151ZM166 184H167V186H169V184L171 185V186H169V187H166ZM181 184V185H180ZM261 184V183H260ZM260 184H259V188H257V190L259 189L260 190ZM264 184V183H263ZM51 185V186H50ZM165 185V186H164ZM176 185V186H175ZM185 185H187V186H185ZM32 186V187H31ZM162 186V187H161ZM11 187V188H10ZM42 187V188H41ZM150 187V188H149ZM258 187V186H257ZM21 188V189H20ZM44 188V189H43ZM139 188H140V191H141V195L138 193V192H140L139 191ZM148 188V189H147ZM156 188H158V189H156ZM164 188H166L165 190H164ZM175 188V189H174ZM176 188H177V190H176ZM189 188V187H188ZM252 188H254V189H256L254 186H252ZM251 188V189H252ZM1 189V188H0ZM13 189H15V190H13ZM51 189V190H50ZM143 189H144V191H143ZM154 189V190H153ZM179 189V190H178ZM43 190L45 191V192H43ZM160 190V191H159ZM168 190V191H169ZM186 190H187V188H186ZM0 191H2V189L0 190ZM162 191V192H161ZM16 192H18V193H16ZM26 192V193H25ZM51 192V193H50ZM164 192V194H166ZM3 193V195H1ZM14 193V194H13ZM47 193V194H46ZM5 194V195H4ZM25 194V195H24ZM156 194V195H155ZM175 194H173L174 196H175ZM13 195V196H12ZM16 195V196H15ZM42 195V196H41ZM137 195V196H136ZM144 195V196H143ZM11 196V197H10ZM134 196V197H133ZM136 196V197H135ZM165 195H163V198H166V202H165V200L163 201L164 203H165V205H164V203L161 201V200H159V204H160V202H162V205L163 206H166L167 207V209H166V207L164 208V211H166L167 210V212H168V214L170 213V210H169V207L171 208V210L173 211V208L175 209V207L173 206L174 204L172 203L173 202V200L171 201H169V203L171 202L172 204L171 205H169L168 204V206H167V196H169V194L167 195L166 194V196L164 197ZM174 196H172L173 197V199H174ZM159 197H162V196H159ZM170 197V196H169ZM168 197V198H169ZM172 197H171V199H172ZM7 198V200L6 201H4L5 199ZM31 198V199H30ZM137 198V199H136ZM1 198H0V201L2 200ZM8 199H10V200H8ZM160 199V198H159ZM24 200V201H23ZM36 202H34V201ZM37 200V201H36ZM142 200H144V199H142ZM158 200V199H157ZM27 201V202H26ZM138 201H139V203H138ZM2 202V201H1ZM16 202V203H15ZM18 202V203H17ZM25 202V203H24ZM133 202V203H132ZM157 202V201H156ZM154 203V205L155 204H157V203ZM149 203V205H151ZM158 204V205H159ZM25 205V206H24ZM154 205L152 204L151 205V207L153 206L154 207ZM161 205V204H160ZM18 206V207H17ZM24 206V207H23ZM29 208H28V207ZM136 206V207H137ZM157 206V205H156ZM20 208V209H19ZM89 209V210H88ZM127 209V210H126ZM133 209V210H132ZM166 209V210H165ZM237 209L240 211L241 210V208L239 209L238 207H237ZM236 209V211H233V212H235V213H237L238 212V210ZM22 210V211H21ZM36 210V211H38L37 213H36V211H35V213H34V211ZM40 210V211H39ZM50 210V211H49ZM88 212H87V211ZM242 211V210H241ZM240 211V212H241ZM243 211H244V209H243ZM242 211V212H243ZM43 212V213H42ZM80 212H81V214H80ZM93 212V213H92ZM138 212V211H137ZM167 212H166V215H167ZM251 212V211H250ZM25 213V214H24ZM41 213V214H40ZM90 213V214H89ZM164 213V212H163ZM233 214L234 215V219L236 218L237 219V217L240 215L239 213V215L237 216L236 214ZM43 214V215H42ZM78 216H77V215ZM89 214V215H88ZM93 214V215H92ZM96 214V215H95ZM130 214H131V216H130ZM149 214V213H148ZM175 215H176V213H174ZM174 214H173V217L175 218V216H174ZM242 214V213H241ZM255 215H256V217L255 218H257L258 216V214H257V212H255L254 213ZM29 215V216H28ZM85 215V216H84ZM125 215V216H126ZM135 215V216H134ZM138 215V216H137ZM166 215H164L165 217H166ZM170 216L172 215V212L169 214ZM236 215V216H235ZM19 216V217H18ZM28 216V217H27ZM55 216V217H54ZM82 216V217H81ZM98 216H101V217H98ZM26 217V218H25ZM47 217V218H46ZM52 217V218H51ZM97 218V219H95L94 220V218ZM107 218V219H104V218ZM125 219H124V218ZM167 217H168V220H169V218H170V220H171V218H172V222L174 221L173 219V217L171 216V217H169L168 215H167ZM22 218V219H21ZM66 218H67V220H66ZM123 218V219H122ZM17 219V220H16ZM86 221H85V220ZM98 219H100V221H99V224L101 223L102 224V226H104V228L101 226V225H99L100 226V228L102 229V232H103V230L105 229V228H107L104 232H107V234H108V232L110 233V235L108 236L106 233H101L100 235H102V237H101V239L99 240L98 239V237L100 236V235H95L94 234V232H93V223H95V221H96V225H98ZM128 219V220H127ZM130 219H131V221H130ZM148 219V220H147ZM151 219H153V216L152 217H150V214H149V216L148 217H146V219L144 218V220L142 221V219L140 220V221H142V222H152V220ZM62 220V221H61ZM78 220H79V223H77L78 222ZM109 220V219H108ZM120 220V221H119ZM128 222H127V221ZM146 220V221H145ZM149 220H151V221H149ZM28 221V222H27ZM55 223H54V222ZM68 221V222H69ZM84 222V224H82L83 222ZM102 221V222H101ZM124 221V222H123ZM125 221H126V223H125ZM42 222V223H41ZM167 222H169V221H167ZM171 222V221H170ZM258 222H260L259 221V219H257V220H254V221H252V223H251V227H260V226H262V225H258ZM66 223V224H65ZM107 223V224H106ZM123 223V224H122ZM145 223V226L147 225V226H152L153 224H155V223H150V224H152V225H150V224H146ZM250 223H246V226H247V224H248V226L249 227H246L243 223H241V224H243L245 227H241L242 228V230H241V232L243 231L244 233H242L244 236H245V234H247V233H249V234H251L252 232V230H250V232H248V230L250 229ZM255 223L257 224V225H255ZM261 223H263L264 224V221H261L260 222V224ZM17 224V225H16ZM23 224V225H22ZM79 224V225H78ZM87 224V225H86ZM106 224V225H105ZM169 224V223H168ZM174 224V222L171 224H169V226L167 225V227H168V229L169 228H171L172 227V225ZM25 225H26V227L29 229L30 228V230H32L33 228L32 227H36L37 229H41L40 230V232L41 233H38V236H39V240H36L35 241V239H34V237H32V235L31 234H33V232L31 233V231L30 230H28V229H26V227H25ZM28 225V226H27ZM34 225V226H33ZM36 225V226H35ZM48 225V226H47ZM61 225H62V223H61ZM95 225V226H96ZM171 225V226H170ZM240 225V224H239ZM243 225H240V226H243ZM20 228H19V227ZM30 226V227H29ZM87 226V227H86ZM91 226V227H90ZM154 226V225H153ZM25 228V229H23V228ZM48 227V228H47ZM62 227V226H61ZM67 229H66V228ZM91 228V229H89V228ZM264 227V226H263ZM22 228V231L23 230H25V232H24V234L22 233V235H21V233H19V229H21ZM44 228H46L47 230H45ZM62 228V229H63ZM78 228V229H77ZM82 228V229H81ZM125 228V229H124ZM244 228H245V230H247V233L245 232V230H244ZM246 228H248V229H246ZM254 228H251V229H254ZM51 229V231L49 232V230ZM83 229H84V231H83ZM18 230V231H17ZM43 230V231H42ZM66 230H68L69 232H67ZM78 230H80L79 232L80 233H78ZM82 230V231H81ZM26 231H27V233H26ZM29 231V232H28ZM123 231H125V232H123ZM18 232V233H17ZM39 232V231H38ZM71 232V233H70ZM76 232V231H75ZM88 232V233H87ZM30 233V234H29ZM46 233V234H45ZM69 233H70V235H69ZM123 233V234H122ZM43 234V235H42ZM79 234V235H78ZM87 234H90L89 236L87 235ZM107 235V236H105V237H109V239L108 238H106V240H105V238H103V236L104 235ZM125 234V235H124ZM30 235V236H29ZM93 235H95V236H93ZM123 235V236H122ZM160 235V234H159ZM22 237V239L27 243L28 242V245L27 244H20V238ZM126 236V237H125ZM158 236V235H157ZM250 236V235H249ZM86 237H88V238H86ZM94 237H97V238H95V239H93ZM123 237V238H122ZM152 237V238H151ZM47 238V239H46ZM85 238V239H84ZM100 238V237H99ZM102 238H103V241H102ZM246 238V237H245ZM252 238V239H251ZM21 239V240H22ZM34 239V240H33ZM50 239V240H49ZM86 239H87V241H86ZM88 239H91V240H89L88 241ZM124 239V240H123ZM254 239L255 238H253V236H251L250 238H246V240H247V242H249L248 240H252L251 242H253L254 241ZM15 240V241H14ZM22 240V241H23ZM33 240V241H32ZM96 240H98V243L96 242ZM126 240H127V242H126ZM175 240V239H174ZM173 240V241H174ZM262 240V239H261ZM74 241V242H73ZM90 241H92V242H94L95 243V245H94V243H92V242H90ZM109 241V242H108ZM111 241H113V242H115V243H117V245L116 244H114L113 242V244L114 245H116V247L118 248V250H122L121 251V253H120V251H116L117 250V248H116V250H114L115 248V246L113 245V244H111ZM124 242V244H123V242ZM129 241V242H128ZM151 241V242H152ZM87 242V243H86ZM90 242V243H89ZM104 242H106V243H104ZM119 242H120V244H119ZM131 242V243H130ZM143 242H145V245L143 244ZM148 242H149V244H148ZM251 242L249 243L250 245H251ZM260 242H264V240L263 241H260ZM107 243L109 244V246L107 245ZM147 243V244H146ZM30 244H31V246H30ZM74 244V245H73ZM76 244V245H75ZM87 244V245H86ZM93 244V245H92ZM101 245V246H99V245ZM103 244V245H102ZM125 244H126V247L127 248H125ZM131 244L133 245V247L132 248H130L131 247ZM262 244V243H261ZM40 245V246H39ZM97 245V246H96ZM119 245V246H118ZM123 245H124V247H123ZM144 245V246H143ZM3 246V247H2ZM6 246V247H5ZM22 246V247H21ZM78 246V247H77ZM114 246V247H113ZM52 247V248H51ZM54 247V248H53ZM87 247V248H86ZM89 247V248H88ZM93 247V248H92ZM95 247V248H94ZM96 247H97V249H96ZM99 247V248H98ZM102 249H101V248ZM123 247V249H121ZM251 247L254 249V251H253V253L255 254V256L254 257H249V256H247V255H245L244 256V254L242 255V254H240V258H242V260L240 259V262H241V264H246L247 262H249V261H252L251 263L252 264H261V262H260V259H259V257L261 258V256L262 257H264V243L262 244V249H258V247L257 248H255L254 246H252L251 245ZM46 248V249H45ZM81 249L80 251H78V249ZM109 248V249H108ZM128 248H130L131 249V251H130V249L128 250ZM233 248H235V245L233 246ZM231 249V252H233V251H236V252H239V251H237L238 249ZM2 249V250H1ZM77 249V250H76ZM82 249L83 250H85V252H87V253H83V254H81L82 252H84V251H82ZM89 249V250H88ZM95 249V250H94ZM101 251H100V250ZM124 249H127L128 251H130V252H127V250H126V252L125 251H123ZM88 250V251H87ZM92 252H91V251ZM112 250V251H111ZM233 250V251H232ZM256 250V251H255ZM78 253L79 252V255H83L82 257H84V258H82L81 256L80 257H78L79 255L76 253V252ZM261 251V252H260ZM117 252V253H116ZM124 252V253H123ZM258 254V256H257V254ZM7 253H9V254H7ZM92 253V254H91ZM98 253V254H97ZM108 253H110V254H108ZM112 253H114V254H112ZM262 253V254H261ZM53 254V255H52ZM117 254V255H116ZM123 254V255H122ZM132 254H133V252H132ZM117 257H116V256ZM53 256V257H52ZM58 256V255H57ZM93 256V257H92ZM95 256V257H94ZM107 256H109L108 258H107ZM233 256V255H232ZM243 256H244V258H243ZM247 256V257H246ZM50 257H52V258H50ZM56 257V258H55ZM73 257H74V259H73ZM98 257V258H97ZM257 257V258H256ZM47 258V259H46ZM79 258V259H78ZM114 258H116V259H114ZM57 261H56V260ZM59 259H61V260H59ZM83 259V261H81ZM90 259V260H89ZM111 259V260H110ZM221 259H222V257H221ZM252 259H254V260H252ZM8 260V261H7ZM58 260H59V263H58ZM79 260V261H78ZM103 260V261H102ZM95 261V262H94ZM110 261V262H109ZM112 261V262H111ZM221 261H223V259L221 260ZM233 261V260H232ZM258 261V262H257ZM57 262V263H56ZM119 263H117L116 262V264H121V262L120 261H118ZM255 262V263H254ZM124 262H122V264H123ZM250 262L249 263H247V264H251ZM129 264V263H128ZM238 264H240L239 262H238Z\"/></svg>",
  "mask_w": 264,
  "mask_h": 264
},
{
  "label": "bare ground",
  "instance_id": "obj_2",
  "mask_svg": "<svg viewBox=\"0 0 264 264\" xmlns=\"http://www.w3.org/2000/svg\"><path fill=\"white\" fill-rule=\"evenodd\" d=\"M15 1H17V0H0V30L2 29V31H3V29H5V27L7 28V27H9V25L7 26L6 25V23H7V21L9 20L8 18L9 17H11L12 16V14H11V16H10V12H13V11H11L14 7H13V5H15L14 3H16ZM63 1V0H62ZM121 0H119V2H120ZM162 1H164V3H165V5H167V3L165 2V1H167V0H162ZM172 1V0H171ZM170 1V2H171ZM174 1V0H173ZM175 1H177V0H175ZM202 1L203 0H201V3H202ZM210 2L212 1V0H209ZM217 0H215V2H216ZM234 1V0H233ZM237 1V0H236ZM247 1V0H246ZM255 1V0H254ZM257 1H261V0H257ZM257 1L256 2H252V4H255V3H257ZM64 2V1H63ZM84 2V6L86 7L85 9H86V17L84 18L83 17V13H82V8L84 9V7H83V5H82V3ZM122 2V1H121ZM169 2V1H168ZM169 2V3H170ZM189 2V1H188ZM191 2V1H190ZM205 1H203V5H205V3H208V0L204 3ZM219 2V1H218ZM223 2V1H222ZM225 2H226V0H225ZM238 2V1H237ZM240 2H241V0H240ZM258 2V3H259ZM264 2V1H263ZM71 3V2H70ZM173 4H174V2H172ZM214 3V2H213ZM220 3H221V1H220ZM231 4H232V1L230 2ZM243 3H246L245 1L244 2H242V4ZM250 3V2H249ZM248 3V5L250 6V4ZM184 4V3H183ZM191 4V3H190ZM193 4V3H192ZM209 4V3H208ZM216 4V3H215ZM214 4V5H215ZM223 3H221V5H222ZM234 4H235V2H234ZM233 4V5H234ZM241 4V3H240ZM241 4V5H242ZM251 4V5H252ZM261 4H262V1H261ZM64 5V4H63ZM69 5V4H68ZM68 5H67V7H68ZM176 6H177V4H175ZM175 5H173V6H175ZM179 5V4H178ZM207 5V4H206ZM211 5V4H210ZM213 5V6H214ZM230 5V4H229ZM239 5V4H238ZM240 5V6H241ZM244 5H246V4H243V6ZM258 5V4H257ZM263 5V4H262ZM62 6V5H61ZM72 8H74L75 10H74V12H76V14H75V17H76V15H77V13L79 14V18L77 17L76 19H80L81 18V15H82V17H83V19L85 20V22H87V24H88V26H89V31H90V36H92V38H94V40L92 41V42H90L91 44L95 41V39H96V37L97 36H99V34H100V32L101 31H105V32H107L108 33V35H111V36H116V35H118L119 36V31H120V33H121V30H120V25H119V20L121 19V17H124V14L125 13H123L122 11H120L119 9H118V7L117 6H119V4H118V1L117 0H73L72 1ZM170 6V5H169ZM168 6V7H169ZM172 6V5H171ZM170 6V7H171ZM172 6V8H174ZM180 6V5H179ZM195 6V5H194ZM199 6V5H198ZM212 6V7H213ZM217 4L214 6V7H216V9H217ZM232 6V5H231ZM252 6H254V5H252ZM251 6V7H252ZM258 6H260V4L258 5ZM13 7V8H12ZM161 7H162V5H161ZM167 7V8H168ZM170 7H169V12L170 11H172V10H170ZM184 7V6H183ZM208 7V6H207ZM222 7L224 8V6L222 5ZM222 7H221V9H222ZM225 7H227V6H225ZM235 7V6H234ZM245 7V6H244ZM251 7H250V11L252 10L251 9ZM256 7V6H255ZM57 8V7H56ZM62 8V7H61ZM70 8V7H69ZM165 8V7H164ZM166 8V9H167ZM190 8V7H189ZM203 8V7H202ZM246 8H248V7H246ZM245 8V10H244V8H242L245 12H247L246 10H249V9H246ZM260 8H261V6H260ZM84 9V10H85ZM175 9V8H174ZM182 9V8H181ZM208 9H209V7H208ZM228 10H229V8H227ZM231 9V8H230ZM233 9H236V8H232V11H233ZM240 9V8H239ZM254 9H256V8H254ZM264 9V8H263ZM263 9H262V12H263ZM64 10V9H63ZM72 10V9H71ZM168 10V9H167ZM176 10V9H175ZM187 10H189V9H187ZM258 10V9H257ZM256 10V11H257ZM161 11V10H160ZM164 11V10H163ZM197 11H200V10H197ZM196 11V12H197ZM202 11V10H201ZM219 11V10H218ZM230 11V10H229ZM231 11V12H232ZM236 11V10H235ZM243 11V12H244ZM252 11H254L255 12V10H252ZM251 11V12H252ZM259 11H261V10H259ZM259 11H257V13L259 12ZM62 12V11H61ZM65 13H67L66 11H64ZM69 12V11H68ZM85 12H84V14H85ZM173 12V11H172ZM183 12V11H182ZM213 12H215V11H213ZM222 12V11H221ZM220 12V13H221ZM240 12H241V10H240ZM250 12V13H251ZM254 12H252V13H254ZM178 13H179V10H178ZM190 13H192V12H190ZM211 13V12H210ZM236 13V12H235ZM234 13V14H235ZM256 13V14H257ZM59 14V13H58ZM164 14V13H163ZM170 15H171V13H169ZM173 14V13H172ZM181 14V13H180ZM213 14H215V13H213ZM239 14V13H238ZM237 13H236V16H235V18L237 17V15H238ZM244 14H246V13H244ZM249 14V13H248ZM130 15V14H129ZM168 15V14H167ZM174 15H175V13H174ZM177 15V14H176ZM216 15H217V13H216ZM224 15V14H223ZM223 15H221V16H223ZM241 15H242V13H241ZM251 15V14H250ZM250 15H247V16H249V17H251ZM262 15H264V14H262ZM209 16V15H208ZM220 16V17H221ZM229 16V15H228ZM238 16H240V15H238ZM243 16H245V15H243ZM258 16V15H257ZM256 16V17H257ZM261 16V15H260ZM74 17V18H75ZM118 17H120V19L118 20V19H116V18H118ZM161 17H162V15H161ZM165 17V16H164ZM163 17V18H164ZM171 17V16H170ZM173 17V16H172ZM171 17V18H172ZM178 17V16H177ZM177 17H176V20H177ZM194 17V16H193ZM127 18V17H126ZM132 18V17H131ZM166 18V17H165ZM168 18V17H167ZM169 18V20L167 21L166 19V21H167V23H166V25L167 26H165V28H166V34H165V36L163 35V37L164 38H162V42L160 43V44H157L158 46H155L156 48H154L153 47V49H150V50H148L146 53H144L143 52V54H141L140 53V51H138L140 48H138L137 49V47L136 46H134V45H127V44H123V46L120 44V43H118V44H115V45H113V47L111 46V48H108V49H105V48H102V47H99V46H95L94 44H92V45H90V48H88L89 49V51H88V53H87V56H86V58L85 59H83L82 61L80 60H78L77 58L78 57H75V55L73 54V52L72 51H69L68 50V52H67V54H68V59L70 60V62H71V66L73 67V68H75V69H77V70H79V69H84L85 71H86V74H87V76H88V78H89V82L90 83H92V86H90V85H88V84H86V86H87V88H86V90L88 89V91H89V93H90V95H89V99H87V100H89L90 101V104H89V106H92V108L91 109H88V110H85V109H78V110H74L73 112H70V114H69V117H70V115H71V117L70 118H68L69 119V121L68 120H64L63 121V124H62V126H61V128H59V131L57 132L58 133V135H57V150H56V254L57 253H60V251L62 250L60 247H64L65 249H63L64 250V252H63V255L61 256L62 258H63V260L65 261V263H67V262H69V261H71V259L70 258H72L71 256H73V254H75L74 253V251H73V249H75V247L73 248L72 246H71V240L69 239V238H72V240H74L76 243H77V245L78 246H80L81 248H83L84 249V246H83V241H81L82 239H83V237H85L86 235V230H87V228H85V231H84V229H83V231H84V233H80L79 231L80 230H78V233H80L81 235H83V237H78L77 236V230H76V227H79V226H81V227H83L81 224L79 225V226H76V227H74L75 225H76V223L74 222L73 223V219L74 220H76V218H71L70 217V221H69V219L67 220V218H66V220L67 221H64L63 219H64V217H66V216H71V214H72V217H75V216H73V213L74 212H78V211H80V209H86V208H90V210H94V212H99V214H104L103 215V217L104 216H106L104 219H107V221H110L111 222V224L110 223H108L109 225H110V227H108L106 224V227L108 228H105L104 230H103V232L107 229V230H109L110 229V233H112V238H114L113 240L114 241H116V240H118V239H120L119 238V236L121 235H119L118 234V232L119 233H121L118 229H120L121 227H124V226H120V228L118 227L119 225L118 224H120L121 225V215H120V212H121V214L123 213V211L125 210L124 208H126V207H130V206H132V205H130L131 204V200L134 202L135 201V203L137 202V200L139 199H137V200H133V198H132V195H133V193H135V194H137L136 192H134V190H136V188H137V178H136V176L138 175V176H140V174H138V172H135V170L140 166V164L142 165V166H146V164L147 163H149L150 164V162H148V160H147V157H146V160L145 161H147V163H143L142 164V162L144 161H141L140 162V159L139 158H141V157H139L138 156V150L140 151V149H141V147L139 148V145H141L142 143H140L142 140V138L140 139V137H139V135H140V133L142 132L143 134L145 133V131L146 130H148V129H146V128H148L149 126H147V124H149V123H146L147 121L146 120H142L141 118H140V116H139V114L136 112V111H138L137 109H134L133 108V106H131V105H128L124 110H122V116H121V122H120V125H118V127L116 128V130H114L113 132L115 133V135H117V136H114V134L110 137V138H112L111 139V141H112V143H111V145H109V144H105V142L107 141H105V139H106V136H107V134H109L108 133V131H107V129L105 130L104 128H103V126L101 125L102 124V121L101 120H104L103 119V117L105 116L104 114L102 115V113H103V109H102V107L101 108H98L99 106H98V102L97 101H99V100H96V97H95V95H98L97 93H102V95H104L105 96V98H106V100L108 99V101L109 102H111V103H113V106H115V104L117 103V101H118V99L120 98L121 99V97L124 95H126V93H130L131 94V97L133 98V99H130V100H134V102L136 103V104H139V101L141 100V98H140V93H141V91H143L144 90V94L146 93V94H152V91H154V90H152L151 91V89H150V86H145L144 84H142V85H144V86H142L143 87V90H140V93H138V91H137V89H138V86H140V84H141V82H142V80H145V78L146 79H148V81H150V84L153 82L152 81V79L151 78H155V79H161V77H162V73H164L163 72V70H162V72H161V69H160V67L161 68H164V65L162 64L163 62H162V60H163V58L165 57V55L164 56H161L164 52L162 51L161 52V50H163V48L165 49V47L168 45H170V43H173V40L174 39H172V36H173V33H174V36L176 35L175 33L177 32H174L176 29H175V25H174V22L176 21L174 18ZM178 18H180V17H178ZM183 18V17H182ZM190 18V17H189ZM224 18H225V16H224ZM233 18V17H232ZM239 18V17H238ZM262 18H264L263 16H262ZM261 18V19H262ZM72 19H73V16H72ZM82 19V20H83ZM196 19V18H195ZM215 19V18H214ZM226 19H227V17H226ZM225 19V20H226ZM81 20V19H80ZM80 20L78 21V22H80ZM81 20V21H82ZM118 20V21H117ZM172 20H175L174 22L172 21ZM187 20V19H186ZM198 20V19H197ZM210 20H211V18H210ZM239 20V19H238ZM243 20V19H242ZM74 21V20H73ZM235 22H236V19L234 20ZM249 21V20H248ZM261 21V20H260ZM262 21H264V19L262 20ZM76 22V21H75ZM84 22V23H85ZM201 22V21H200ZM224 22V21H223ZM233 22V21H232ZM82 23H83V21H82ZM124 23V22H123ZM164 23V22H163ZM176 23V22H175ZM177 23H178V21H177ZM216 23H217V21H216ZM228 23V22H227ZM237 23H238V21H237ZM244 23H246V25H248L247 24V21L246 22H244ZM248 23H250V22H248ZM256 23V22H255ZM259 23V22H258ZM264 23V22H263ZM77 24V23H76ZM86 24V23H85ZM84 24V25H85ZM121 24V23H120ZM188 24V23H187ZM201 24V23H200ZM203 24V23H202ZM82 25V24H81ZM165 25V24H164ZM189 25V24H188ZM195 25V24H194ZM205 25H207V24H205ZM226 25V24H225ZM232 25V24H231ZM244 24H242V26H243ZM79 26H80V24H79ZM190 26V25H189ZM193 26V25H192ZM204 26V25H203ZM227 26V25H226ZM241 25H239L238 27H240ZM241 26V27H242ZM245 26V25H244ZM252 26H254V25H252ZM86 28H87V26H85ZM126 27V26H125ZM187 27V26H186ZM200 27V26H199ZM238 27H236V25H235V33H236V30H237V28ZM250 27H251V25H250ZM177 28V27H176ZM222 28V27H221ZM221 28H219V29H221ZM230 28V27H229ZM228 28V29H229ZM245 28V27H244ZM247 28H249V26H247ZM256 28H257V26H256ZM75 29H76V27H75ZM85 29V28H84ZM127 29V28H126ZM183 29V28H182ZM201 29V28H200ZM204 29V28H203ZM216 29H217V27H216ZM239 29H242V28H239ZM238 29V30H239ZM250 29V28H249ZM251 29H252V27H251ZM249 30V31H251L252 32V30ZM259 29V28H258ZM86 30V29H85ZM190 30V29H189ZM238 30H237V32H238ZM244 30L245 31H247L246 29H242L241 31H243L244 32ZM257 30V29H256ZM6 31V30H5ZM212 31V30H211ZM224 31V30H223ZM222 31V32H223ZM232 31H233V29H232ZM240 31V30H239ZM249 31H248V33H249ZM261 31H262V29H261ZM9 32V31H8ZM80 32V31H79ZM78 32V33H79ZM102 33V32H101ZM126 33V32H125ZM129 33V32H128ZM180 33V32H179ZM193 33V32H192ZM235 33H232V34H234L235 36H238V35H240V34H235ZM239 33V32H238ZM252 33H254V32H252ZM257 33H259L258 31H257ZM261 34H262V32H260ZM104 34V33H103ZM158 34H159V32H158ZM181 34V33H180ZM186 34V33H185ZM227 34L228 33H226V36H227ZM243 34V33H242ZM247 34V33H246ZM264 34V33H263ZM157 35V34H156ZM184 35V34H183ZM195 35V34H194ZM250 35H252L251 33H250ZM256 35V34H255ZM257 35H259V34H257ZM256 35V36H257ZM103 36V35H102ZM130 36H131V34H130ZM173 36V37H174ZM177 36V35H176ZM207 36V35H206ZM205 36V37H206ZM208 36H210V35H208ZM264 36V35H263ZM117 37V36H116ZM116 37H115V39H116ZM159 37V36H158ZM183 37V36H182ZM203 37V36H202ZM231 37V36H230ZM239 37V36H238ZM241 37V36H240ZM239 37V38H240ZM242 37H245L246 38V36L244 35V36H242ZM133 38V37H132ZM200 38H201V36H200ZM209 38H211V37H209ZM250 38H252V37H250ZM249 38V39H250ZM258 38V37H257ZM260 38V37H259ZM258 38V39H259ZM207 39V38H206ZM232 39V38H231ZM244 39V38H243ZM247 39H248V34H247ZM258 39H257V41H258ZM90 40H92L91 39V37H90ZM142 40V39H141ZM155 40H156V38H155ZM159 40V39H158ZM158 40H157V42H158ZM233 40H234V37H233ZM241 40H242V38H241ZM256 40V39H255ZM67 41V40H66ZM111 41V40H110ZM126 41V40H125ZM130 41V40H129ZM153 41V40H152ZM151 41V42H152ZM160 41V40H159ZM172 41V42H171ZM175 41V40H174ZM235 41H237V39L235 40ZM246 41V40H245ZM248 41H250V40H248ZM262 41V40H261ZM264 41V40H263ZM96 42V41H95ZM118 41H116V43H117ZM188 42V41H187ZM190 42H192V41H190ZM215 42V41H214ZM213 42V43H214ZM220 42V41H219ZM224 42H226V41H224ZM258 42H260V41H258ZM100 43V42H99ZM114 43V42H113ZM124 43V42H123ZM153 43H154V41H153ZM206 43V42H205ZM221 43V42H220ZM228 43V42H227ZM230 43V42H229ZM242 43V42H241ZM241 43H240V46H241ZM244 43V42H243ZM248 43V42H247ZM261 43V42H260ZM129 44V43H128ZM131 44H133V42L131 43ZM235 44V43H234ZM245 45H246V42L244 43ZM252 44V43H251ZM251 44H249L248 46H250L251 47ZM262 44V43H261ZM105 45V44H104ZM150 45V44H149ZM223 45V44H222ZM225 45V44H224ZM239 45V44H238ZM263 45V44H262ZM167 46V47H168ZM173 46V45H172ZM175 46V45H174ZM192 46V45H191ZM204 46V45H203ZM206 46V45H205ZM211 46V45H210ZM219 46V45H218ZM217 46V47H218ZM235 46V45H234ZM247 46V45H246ZM264 46V45H263ZM104 47V46H103ZM149 47V46H148ZM166 47V51H167V49L169 48H167ZM179 47V46H178ZM184 47V46H183ZM190 47V46H189ZM225 47V46H224ZM227 47V46H226ZM231 47V46H230ZM249 47V48H250ZM171 48H173V47H171ZM222 49H223V46L221 47ZM264 48V47H263ZM170 49V48H169ZM168 49V50H169ZM205 49H207L206 47H205ZM211 49V48H210ZM217 49H219V48H217ZM243 49V48H242ZM247 49V48H246ZM251 49V48H250ZM257 49V48H256ZM259 49V48H258ZM86 50V49H85ZM170 50H172V49H170ZM199 50V49H198ZM197 50V51H198ZM229 50V49H228ZM237 50V49H236ZM249 50V49H248ZM252 50H255V48L254 49H252ZM251 50V51H252ZM260 50V49H259ZM264 50V49H263ZM176 51V50H175ZM209 51V50H208ZM214 51V50H213ZM224 51V50H223ZM230 51V50H229ZM233 51V50H232ZM234 51H235V49H234ZM242 51V50H241ZM244 51V50H243ZM247 51V50H246ZM251 51H249L248 53H246V54H250V52ZM256 51V50H255ZM168 52V51H167ZM166 52V53H167ZM180 52V51H179ZM204 52V51H203ZM202 52V53H203ZM218 52V51H217ZM221 52V51H220ZM225 52V51H224ZM237 52V51H236ZM162 53V54H161ZM212 53H214V52H212ZM216 53V52H215ZM219 53V52H218ZM232 53V52H231ZM243 53V52H242ZM252 53V52H251ZM260 53V52H259ZM263 53H264V51H263ZM262 53V54H263ZM176 54V53H175ZM174 54V55H175ZM204 54V53H203ZM206 54V53H205ZM225 54V53H224ZM219 55V54H218ZM223 55V54H222ZM232 55L233 54H231V57H232ZM237 55V54H236ZM244 55V54H243ZM251 55V54H250ZM264 55V54H263ZM262 55V56H263ZM167 56V55H166ZM169 56H170V54H169ZM171 56H173V55H171ZM206 56V55H205ZM230 56V55H229ZM241 56H242V54H241ZM246 56V55H245ZM252 56V55H251ZM250 56V57H251ZM255 56H256V54H255ZM19 57V56H18ZM183 57V56H182ZM202 57V56H201ZM224 57V56H223ZM227 57V56H226ZM248 57V56H247ZM250 57H248V58H250ZM253 57V56H252ZM259 57H260V55H259ZM169 58H171V57H169ZM174 58V57H173ZM172 58V59H173ZM191 58H193V57H191ZM209 58V57H208ZM213 58V57H212ZM222 58V57H221ZM233 58V57H232ZM238 57H236V59H237ZM181 59V58H180ZM187 59V58H186ZM205 59V58H204ZM207 59V58H206ZM235 59V58H234ZM235 59V60H236ZM241 59V58H240ZM68 60V61H69ZM213 60H214V58H213ZM229 60V59H228ZM234 60V61H235ZM247 60V59H246ZM263 60V59H262ZM164 61V60H163ZM166 61V60H165ZM184 61V60H183ZM219 61V60H218ZM217 60L215 61L216 63L218 62ZM221 61V60H220ZM261 61V60H260ZM185 62V61H184ZM210 62V61H209ZM209 62H207V63H209ZM222 62V61H221ZM223 62H224V60H223ZM226 62H227V60H226ZM239 62V61H238ZM250 62H255V60L254 61H250ZM249 62V60H248V67H250L251 69H252V65H251V63ZM168 63V62H167ZM179 63H181L180 61H179ZM216 63H214V64H216ZM220 63V62H219ZM219 63H217V64H219ZM225 63V62H224ZM229 62H227V64H228ZM236 63H237V60H236ZM236 63H234V64H236ZM260 63V62H259ZM258 63V64H259ZM162 64V66H160ZM169 64V63H168ZM186 64V63H185ZM211 64H212V62H211ZM210 64V65H211ZM227 64H222V65H227ZM242 63H240V65H241ZM244 64V63H243ZM170 65V64H169ZM180 65V64H179ZM221 65V64H220ZM237 65V64H236ZM239 65V64H238ZM245 65H247V63L245 64ZM249 65H251V66H249ZM257 65V64H256ZM263 65V64H262ZM197 66V65H196ZM217 66V65H216ZM229 66V65H228ZM261 66V65H260ZM219 67V66H218ZM220 67H222V66H220ZM227 67V66H226ZM232 67V66H231ZM241 67V71H239L240 73H238V75L236 74V72H235V76L237 75V79H238V76L239 77H242L243 75H246V79H247V77H249L248 75H249V72L247 73V71H248V67L247 66H245V68H247L246 70H244L245 68H242V67H244V65H242V66H240ZM263 67V66H262ZM262 67H260V68H262ZM49 68V67H48ZM47 68V69H48ZM198 68H200V67H198ZM215 68V67H214ZM225 68V67H224ZM228 68V67H227ZM166 69V68H165ZM175 69H177V68H175ZM179 69V68H178ZM168 70V69H167ZM199 70V69H198ZM225 70H226V68H225ZM225 70H223L222 71V74H220V72H221V70H220V68H219V73H215L217 76H219V74L221 75L220 77H218V80L220 79V78H224L225 80H224V84L223 85H226V87L227 88H231V89H233V90H235L236 89V84H238L237 83V81L235 82L236 84H234L233 85V83H230L232 80H234V75H232L233 76V79L231 80V81H229V79L226 77V76H228L227 74L228 73H226L225 74V72H228L229 71V69L227 70V71H225ZM236 70H238V67H237V69ZM256 70V69H255ZM258 70V69H257ZM185 71V70H184ZM191 71V70H190ZM207 71V70H206ZM210 71V70H209ZM214 71H216L215 69H214ZM218 71V70H217ZM263 71V70H262ZM7 72V71H6ZM5 72V73H6ZM10 72V71H9ZM231 71H229V73H230ZM233 72V71H232ZM252 72H254V71H252ZM189 73V72H188ZM191 73V72H190ZM246 73V74H245ZM255 73V72H254ZM92 74H94V76H91ZM202 74V73H201ZM225 74V75H224ZM231 74V73H230ZM248 74V75H247ZM252 74V73H251ZM257 74V73H256ZM258 74H260V73H258ZM257 74V75H258ZM54 75V74H53ZM204 75V74H203ZM210 75V74H209ZM87 76H86V78H87ZM164 76V75H163ZM251 76V75H250ZM259 76V75H258ZM258 76H256L255 78H257ZM92 77H94L95 79L94 80H92ZM165 78H166V76H164ZM163 77V78H164ZM198 77H200V76H198ZM206 77H209V76H207V74H206ZM229 77V76H228ZM87 78V79H88ZM162 78V79H163ZM187 78H188V76H187ZM217 78V77H216ZM215 78V75H214V79H216ZM232 78V77H231ZM230 78V79H231ZM250 78V77H249ZM252 78H254V77H252ZM260 78V77H259ZM262 79L264 78L263 76L261 77ZM83 79V78H82ZM150 79V80H149ZM184 79H185V77H184ZM203 79V78H202ZM235 79H236V77H235ZM236 79V80H237ZM243 79V78H242ZM251 79V78H250ZM74 80H76V79H74ZM211 80V79H210ZM213 80V79H212ZM218 80H216V81H218ZM241 80V79H240ZM238 81V82H241V81ZM244 80H245V77H244ZM247 80H249V79H247ZM257 80V79H256ZM258 80H260V79H258ZM148 81H146L145 80V82L146 83H148ZM155 81V80H154ZM160 81V80H159ZM205 81H206V79H205ZM223 81V80H222ZM252 81H254L255 82V79H252ZM45 82V81H44ZM43 82V83H44ZM145 82H143V83H145ZM157 82V81H156ZM163 82V81H162ZM165 82V81H164ZM163 82V83H164ZM167 82V81H166ZM208 82V81H207ZM213 82V81H212ZM221 82V81H220ZM219 81H218V84H221ZM233 82V81H232ZM242 82H243V80H242ZM246 83H248L247 81H245ZM245 82H243L242 84V86H244V83ZM249 82H251V80L249 81ZM257 82H260V81H257ZM263 82H264V80H263ZM199 83H201V82H199ZM153 84V83H152ZM154 84H155V82H154ZM192 84H193V82H192ZM202 84V83H201ZM200 84V85H201ZM213 84V83H212ZM216 85H217V83H215ZM249 84V83H248ZM248 84H247V86H248ZM251 84V83H250ZM255 84H256V82H255ZM183 85V84H182ZM188 85V84H187ZM197 85V84H196ZM214 85V84H213ZM216 85H215V87H216ZM239 85V84H238ZM258 85H260V84H258ZM75 86V85H74ZM85 86V85H84ZM174 86V85H173ZM219 86V85H218ZM221 86V85H220ZM219 86V87H220ZM262 86V85H261ZM79 87H81V89L80 90H84V89H82L83 88V85H81V86H79ZM168 87V86H167ZM179 87H180V85H179ZM182 87V86H181ZM193 87V86H192ZM199 87V86H198ZM204 87V86H203ZM207 87H209L208 85H207ZM225 87V86H224ZM225 87V88H226ZM239 87H241V86H239ZM249 87V86H248ZM251 87H254V85H252ZM251 87H249V88H251ZM263 87V86H262ZM261 87V88H262ZM188 88V87H187ZM211 88V87H210ZM217 88V90H218V87H216ZM221 88V87H220ZM219 88V89H220ZM243 87H241L240 89H242ZM245 88H247V87H245ZM245 88H244V90H245ZM139 89H141V87L139 88ZM171 89H172V87H171ZM194 89H195V87H194ZM199 89H200V87H199ZM206 89V88H205ZM222 89V88H221ZM263 89V88H262ZM182 90V89H181ZM183 90H185L186 91V89H183ZM182 90V91H183ZM216 90V89H215ZM237 92H239L238 90V87H237ZM243 90V89H242ZM250 90H252V89H250ZM261 89H259V91H260ZM73 91V90H72ZM181 91V92H182ZM202 91V90H201ZM207 92V89L206 90H204V92ZM220 91V90H219ZM218 91V92H219ZM245 91H247V90H245ZM255 91H256V89H255ZM189 93H190V90L188 91ZM199 92V91H198ZM206 92H205V95H207L206 94ZM209 92V91H208ZM211 92V91H210ZM218 92H217V94H218ZM222 92V91H221ZM228 92V91H227ZM244 92V91H243ZM21 93V92H20ZM87 93V95H88V92H86ZM100 93H99V95H100ZM154 93V92H153ZM160 93V92H159ZM171 93V92H170ZM183 93V92H182ZM187 93V92H186ZM195 93H197L196 91H195ZM203 93V92H202ZM226 93V92H225ZM242 93V92H241ZM251 93H253L254 94V91H251ZM263 93H264V91H263ZM24 94V93H23ZM129 94V95H130ZM138 94L140 95V96H138ZM209 94H211V93H209ZM208 94V95H209ZM215 94H216V92H215ZM216 94V95H217ZM228 94V93H227ZM234 94H235V96H236V93L234 92ZM256 94V93H255ZM254 94V95H255ZM260 94H261V92L259 93V96H260ZM101 95V96H102ZM133 95V96H132ZM153 95V94H152ZM170 95V94H169ZM195 95V94H194ZM200 95V94H199ZM202 95V94H201ZM201 95L199 96V97H201ZM229 95V94H228ZM242 95V94H241ZM249 95H251L250 93H249ZM172 96V95H171ZM182 96V95H181ZM196 96V95H195ZM230 96V95H229ZM103 97V96H102ZM125 97H127V96H125ZM159 97V96H158ZM211 97H213V96H211ZM210 97V98H211ZM245 97H247V96H245ZM263 98H264V94H263V96H262ZM262 97H260L261 99H260V101L262 100ZM140 98V99H139ZM184 98V97H183ZM190 98V97H189ZM193 98V97H192ZM207 98H208V96H207ZM209 98V100H211ZM214 98V97H213ZM229 98V97H228ZM236 98H237V96H236ZM259 98V97H258ZM21 99V98H20ZM70 99V98H69ZM80 99V98H79ZM98 99V98H97ZM119 99V100H120ZM124 99V98H123ZM158 99V98H157ZM200 99V98H199ZM206 99V98H205ZM204 99V100H205ZM223 99V98H222ZM232 99V98H231ZM239 99H240V97H239ZM249 99V98H248ZM256 99H257V97H256ZM256 99L254 100V101H256ZM18 100H19V98H18ZM161 100V99H160ZM174 100V99H173ZM189 100V99H188ZM202 100V99H201ZM207 101H208V99H206ZM214 101H215V99H213ZM227 100V99H226ZM234 100V99H233ZM245 100V99H244ZM252 100V99H251ZM15 101V100H14ZM19 101H22V100H19ZM18 101V102H19ZM37 101V100H36ZM40 101V100H39ZM71 101V100H70ZM88 101V102H89ZM145 101V100H144ZM159 101V100H158ZM246 101V100H245ZM257 101H259V100H257ZM17 102V104L19 105L18 107H14V103L12 104L13 105V107L14 108H10V107H8V106H6L5 104H4V106H6V107H4V106H2V107H0V144H3V142H4V139L5 140H7L5 137H6V132H7V128H9L11 125H12V123L14 124L15 122L13 121V119L15 118L14 116V114L16 113H18V114H21V113H23V114H25L24 112L27 110V109H29L27 106H25L23 103H21V102H19L18 103ZM38 102V101H37ZM87 102V101H86ZM124 102V101H123ZM141 102V101H140ZM206 102V101H205ZM204 102V103H205ZM241 102V101H240ZM261 102H263V101H261ZM21 103V104H20ZM53 103V102H52ZM72 103V102H71ZM110 103V104H111ZM115 103V104H114ZM132 103V102H131ZM149 103H151V102H149ZM181 103V102H180ZM190 103H192V102H190ZM208 104H209V101L207 102ZM210 103H211V101H210ZM256 103V102H255ZM258 103V102H257ZM264 103V102H263ZM43 104V103H42ZM100 104V103H99ZM134 104V103H133ZM132 104V105H133ZM241 104V103H240ZM244 104V103H243ZM259 104V103H258ZM258 104H257V106H258ZM29 105H31V104H29ZM182 105V104H181ZM187 105V104H186ZM202 105V104H201ZM211 105V104H210ZM246 105V104H245ZM255 105V104H254ZM260 105H262L261 103H260ZM11 106V105H10ZM15 106H17V105H15ZM38 106V105H37ZM43 106V105H42ZM54 106V105H53ZM98 106V107H97ZM135 106V105H134ZM150 106V105H149ZM148 106V107H149ZM173 106V105H172ZM171 106V107H172ZM198 106V105H197ZM206 106H207V104H206ZM205 106V107H206ZM209 106V105H208ZM217 106H219V105H217ZM216 106V107H217ZM233 106H234V104H233ZM237 106V105H236ZM235 106V107H236ZM249 106V105H248ZM252 106V105H251ZM256 106V105H255ZM256 106V109L258 108ZM34 107V106H33ZM146 107V106H145ZM144 107V108H145ZM152 107V106H151ZM154 107V106H153ZM161 107V106H160ZM177 107V106H176ZM180 107V106H179ZM184 107V106H183ZM182 107V108H183ZM186 107H188V106H186ZM202 107V106H201ZM211 107V106H210ZM216 107H212V110H213V108H216ZM242 107V106H241ZM241 107H238V108H241ZM37 108V107H36ZM52 108V107H51ZM71 108V107H70ZM75 108V107H74ZM82 108V107H81ZM159 108V107H158ZM158 108H155V109H158ZM181 108V107H180ZM199 108V107H198ZM206 108H208V107H206ZM206 108H203L205 111L207 110ZM224 108V107H223ZM229 108V107H228ZM227 108V109H228ZM233 108V107H232ZM246 108V107H245ZM248 108V107H247ZM250 108V107H249ZM248 108V109H249ZM35 109V108H34ZM43 109V108H42ZM45 109V108H44ZM153 109V108H152ZM151 109V110H152ZM188 109V108H187ZM218 109V108H217ZM234 109V108H233ZM242 109V108H241ZM101 110H102V112H101ZM118 110V109H117ZM141 110V109H140ZM182 110V109H181ZM194 110H195V108H194ZM202 110V109H201ZM211 110V109H210ZM210 110H208V111H206V113H205V111H204V114H203V118H201V119H203V120H205L206 121V119H207V121H209L210 123H211V121H215V118H216V116L214 115V112H210ZM223 110V109H222ZM258 110H260V113H258V112H256L255 111V109L254 110H252V112H256V113H258V115L260 116V118H259V120H260V124H258L259 126H263V128H261V129H259L260 127L258 126V128L257 129H259V130H257V129H255L256 131H251L252 133L249 135V141H250V137H251V139L252 138H255L257 141H258V145L256 146V150L258 149V147L260 146V144H261V148H259L260 149V152H259V150H257L258 152H256V150H254L253 149V147L252 146H254V145H252V146H250L249 144L247 145L246 144V146H244V147H235L234 148V146H233V148L235 149V150H233L232 148V151L234 152H232L231 150H230V154H229V156L227 155L226 156V153L225 152H223V150H221L222 151V153H225V154H223V155H221V154H219V151H218V153L216 152V151H213L214 150V148L216 149V148H219L218 146H219V144L220 143H217L218 144V146H217V144H216V142L217 141H215L216 140V138H215V140H213L215 143H213V142H207L208 140H212V139H214V138H212V137H210V136H213L212 135V133H214L215 132V130H214V128H216L217 127V125L219 126V124L217 123V125H216V127H212L213 129H212V132H211V135L209 134L210 133V127L212 126V125H210L209 126V138L206 140H204L205 141V143H203L202 141V143L200 142L199 143V141H198V143H194V140L192 141L193 143H189V147H187V143L189 142H185V145H186V147H184L183 149H187V150H189L190 149V151H191V153H190V155L192 154V152H193V155H196L197 154V156H195L197 159L195 160V158H194V162L192 163V164H190V163H188L189 165H192L191 167H189V168H192V169H194V170H192V171H195V173H193V174H195L194 175V177L193 178H195V180H193V178H191V176H193V175H191L192 174V172H191V169H187L188 167H186L185 168V165L183 164V162L185 163V161L186 162H188L187 161V157L185 158L184 156V159H185V161L182 159V164H181V168L182 169H187V170H189L190 172H191V174L189 173V171H188V173H189V175H190V179L191 180H193V183L191 182V180L190 181H188V182H190V183H192L190 186H188V187H186L187 188V190H186V188H183V191L181 190L182 189V185L184 186V184H186V182L185 183H183L182 185H181V188L180 187H177V188H179L178 190H179V192L178 191H176L177 193L175 194V190H173L171 193H173V194H175V196L172 194V196H174V199H173V197L171 196V194H170V190L172 189H170V187L169 186H171L170 184H169V186H167V184H166V187H169L168 189H166V188H164V190L166 189L167 190V192L168 193H166L165 191V193L168 195L169 194V196H167V206H168V204L169 205H171L172 203L174 204H172L174 207H175V209L173 208V211L171 210V208L169 207V210H170V213L172 212V217H173V214L174 213H176V215L174 214V216H175V218L173 219L174 221V224L172 225V227L171 228H169L168 229V227H167V225L169 226V224L171 223H173L172 222V218H171V220H170V218H169V220H168V217H167V215L169 216V217H171L169 214H168V212H167V207L166 206H163L162 205V202L165 200V202H166V198H163V195H165L166 196V194H164V192H163V195H161V194H159L158 193V197H156L157 199L154 201V199H153V203H150L148 200H146V198H145V196L143 197V198H141L142 196H140V200L139 201H141L140 203H139V201H138V205H139V208H138V206L137 205H135V203H134V205H135V208H134V210H137V211H135V213H138L139 214V220H136L137 218H135V219H133L132 221H131V219H130V221H131V223H129L127 220V222L128 223H126V221H125V223L126 224H128L127 226L128 227H126V232L125 231H123V232H125V233H127L128 235L127 236H129V237H127L128 239L130 238L131 239V241H132V243H133V245H134V243H137V242H139V241H145V242H147L146 241V239H149L148 237H150V236H152V234H154V235H156V239L154 240V241H152L153 240V236L151 237L152 239H151V241H149L151 244L150 245H147V246H145V247H140L141 245H137V244H135L134 245V247H133V245L131 244V247L130 248H132L133 250H132V252H133V254H132V252L130 253L131 254V256H126L127 254H129V253H127V254H125V256H121L120 255V257H117L116 255V257L118 258V260H116V262L117 263H119L118 261H122V262H124L123 264H238V262L241 264V262H240V259L242 260V258H240V254H244V256L245 255H247V256H249V257H254L255 256V254L253 253V251H254V249L251 247V245L252 246H254L255 248H257L258 247V249L260 248V249H262L263 247H262V244L264 243V242H260V241H263L264 240V224L263 223H261L260 224V222L261 221H264V182H258L259 184H260V190L258 189L257 190V188H259V184L257 185V186H255V184H254V182H251V179L252 178H254L255 176L258 178V177H261L263 180H264V150L262 149L264 146H262V144L264 145V104H263V107L262 108H258ZM37 111V110H36ZM68 111V110H67ZM106 110H104V112H105ZM109 111V110H108ZM179 111V110H178ZM188 111H189V109H188ZM191 111H192V109H191ZM214 111V110H213ZM215 111H218V110H216L215 109ZM220 111V110H219ZM218 111V112H219ZM242 111V110H241ZM62 112H64V111H62ZM121 112V111H120ZM119 112V113H120ZM194 112V111H193ZM217 112V114H219ZM223 112H224V110H223ZM226 112V111H225ZM230 112V111H229ZM229 112H226V113H228L227 115H229ZM233 112V111H232ZM245 112V111H244ZM108 113H110V111L108 112ZM149 113H150V111H149ZM176 113V112H175ZM196 113H197V111H196ZM198 113H199V111H198ZM200 113V114H201ZM216 113V112H215ZM220 113H221V111H220ZM237 113V112H236ZM238 113H239V111H238ZM242 113H243V111H242ZM248 113H250V111H248ZM23 114H21V115H23ZM158 114V113H157ZM181 114V113H180ZM184 114V113H183ZM187 114V113H186ZM185 114V115H186ZM194 114V113H193ZM192 114V115H193ZM201 114V115H202ZM231 114V113H230ZM241 113H239V115H240ZM29 115V114H28ZM50 115V114H49ZM113 115V114H112ZM147 115H148V113H147ZM185 115H183V116H185ZM221 115H222V113H221ZM220 115V116H221ZM224 115H226V114H223V116ZM257 114L255 115V113H254V116H258ZM17 116H19V115H17ZM16 116V117H17ZM25 116V115H24ZM35 116V115H34ZM45 116V115H44ZM67 116V115H66ZM110 116V115H109ZM180 116V115H179ZM178 116V117H179ZM187 116V115H186ZM194 116V115H193ZM206 116V117H205ZM230 116V115H229ZM228 116V117H229ZM236 116V115H235ZM23 117V116H22ZM30 117V116H29ZM118 117V116H117ZM145 117V116H144ZM150 117V116H149ZM159 117V116H158ZM181 117V116H180ZM197 117V116H196ZM217 117H219L218 115H217ZM226 118H227V116H225ZM224 117V118H225ZM231 117V116H230ZM237 117V116H236ZM235 117V118H236ZM240 117H242L241 115H240ZM249 118L250 116L249 115H247L246 116V118ZM64 118V117H63ZM108 118V117H107ZM182 118V117H181ZM185 118V117H184ZM199 118H200V116H199ZM206 118V119H205ZM222 118V117H221ZM238 118V117H237ZM236 118V119H237ZM243 118H245V116L243 117ZM257 118V117H256ZM15 119H17V118H15ZM21 119H23V118H21ZM21 119H20V121H21ZM65 119V118H64ZM111 119V118H110ZM146 119V118H145ZM163 119V118H162ZM180 119V118H179ZM228 119H230V118H228ZM232 119V118H231ZM240 119H242V118H240ZM258 119V118H257ZM256 119V120H257ZM29 120V119H28ZM148 120V119H147ZM176 120V119H175ZM174 120V121H175ZM199 120V119H198ZM216 120H217V118H216ZM222 120H225L226 121V119H222ZM243 120H245V122L247 121V122H252V124H254L255 122H256V120H255V118L254 117H252V119L250 118V121H249V119L247 120V119H243ZM252 120H255V121H252ZM259 120H258V122H259ZM15 121H17V120H15ZM34 121V120H33ZM60 121V120H59ZM84 121L85 122H87V121H93L94 123H92L93 125H92V129L90 130H88V131H90V133L93 135V136H91V138L89 139V140H85V141H83L84 143H81V142H77L79 139H81L80 137H82L83 136V134L84 133H87L86 132V128H85V126L86 125H88V124H86L85 126H84ZM163 121V120H162ZM166 121V120H165ZM176 121H178V119L176 120ZM187 121V120H186ZM195 121V120H194ZM217 121H219V120H217ZM217 121H215V122H217ZM236 121V120H235ZM22 122H24V121H22ZM96 122V123H95ZM179 122V121H178ZM184 122V121H183ZM190 122V121H189ZM208 122V124H210ZM233 122V121H232ZM238 122H240V121H238ZM18 123V122H17ZM16 123V124H17ZM29 123V122H28ZM90 123V124H91ZM108 123V122H107ZM119 123V122H118ZM151 123H152V121H151ZM174 123V122H173ZM213 123V125H215L214 124V122H212ZM220 123V122H219ZM227 123V122H226ZM23 124V123H22ZM154 123H152V125H153ZM165 124V123H164ZM175 124V123H174ZM181 124V123H180ZM183 124V123H182ZM196 124H197V122H196ZM201 124H202V122H201ZM206 124V123H205ZM221 124H222V122H221ZM229 124V123H228ZM236 124V123H235ZM235 124H234V126H235ZM10 125V126H9ZM18 125V124H17ZM32 125V124H31ZM104 125V124H103ZM155 125V124H154ZM157 125V124H156ZM178 125H179V123H178ZM249 125V124H248ZM9 126V127H8ZM19 127H20V125H18ZM47 126V125H46ZM105 126V128H108V127H106V125H104ZM110 126V125H109ZM173 126V125H172ZM182 126H184V125H182ZM181 126V127H182ZM191 126V125H190ZM194 126V125H193ZM206 126H208V125H206ZM226 126V125H225ZM231 126H233V124H231ZM231 126H229V127H231ZM254 126V125H253ZM13 127H16L15 129H18V127L17 126H14L13 125ZM22 127V126H21ZM53 127V126H52ZM91 127V126H90ZM89 127V128H90ZM146 127V128H145ZM164 127V126H163ZM188 127V126H187ZM192 127V126H191ZM195 127V126H194ZM201 127H203V126H201ZM220 127H221V125H220ZM220 127H218V129L220 128ZM228 127V130L230 129ZM239 127H241V126H239ZM246 127H248V126H246ZM255 127H257V124H256V126ZM29 128H31V127H29ZM57 128V127H56ZM162 128V127H161ZM224 128V127H223ZM251 128H254V127H251ZM12 129V128H11ZM110 129V128H109ZM167 129V128H166ZM205 129V128H204ZM208 129V128H207ZM207 129H206V131H207ZM217 129V128H216ZM226 129V128H225ZM237 129V128H236ZM235 129V130H236ZM32 130V129H31ZM113 130V129H112ZM153 130V129H152ZM179 130V129H178ZM183 130V129H182ZM188 130H189V128H188ZM233 130H234V127H233ZM249 130H254V129H250L249 128ZM16 131V130H15ZM14 131V132H15ZM106 131H107V133H106ZM163 131H165V130H163ZM172 131V130H171ZM174 131H176V130H174ZM181 131V130H180ZM214 131V132H213ZM220 131H224V129L223 130H221L220 129ZM219 131V132H220ZM230 131V130H229ZM229 131H228V134H229ZM239 132H241L242 133V130L240 129V130H238ZM237 131V132H238ZM258 131H260V132H258ZM21 132V131H20ZM73 132V134H74V132H76V135H77V133H78V136H80V137H77V138H79L77 141H75L74 140V138H73V135H71V133ZM111 132V131H110ZM116 132H117V134H116ZM147 132H149V130L147 131ZM177 132V131H176ZM216 132H217V130H216ZM232 132L233 131H231V135H232ZM236 132V131H235ZM237 132H236V134H237ZM238 132V134H240ZM254 132H256V133H258V134H254ZM19 133V132H18ZM141 133V134H142ZM157 133V132H156ZM180 133V132H179ZM182 133H185V136H186V132H183L182 131ZM198 133V132H197ZM202 133V132H201ZM204 133V132H203ZM222 133H224V132H222ZM22 134V133H21ZM90 134V135H91ZM161 134V133H160ZM164 134V133H163ZM162 134V135H163ZM225 134H226V131H225ZM235 134V133H234ZM247 134V133H246ZM88 135V134H87ZM145 135V134H144ZM155 135V134H154ZM182 135V134H181ZM192 135H193V133H192ZM200 135H203V134H200ZM207 134H205L204 136H206ZM75 136V135H74ZM89 136V135H88ZM114 136V137H113ZM143 136V135H142ZM149 136V135H148ZM172 136V135H171ZM175 136V135H174ZM224 136H226V135H224ZM235 136V135H234ZM239 136V135H238ZM246 136V135H245ZM243 137V138H240V140H241V142H242V139H244V138H246V137ZM252 136H254V137H252ZM117 137V138H116ZM153 137V136H152ZM177 137V136H176ZM195 137V136H194ZM199 137V136H198ZM215 137V136H214ZM237 137V136H236ZM9 138V137H8ZM21 138V137H20ZM109 138V137H108ZM107 138V139H108ZM109 138V139H110ZM113 138H114V140H113ZM115 138H116V140H115ZM164 138H165V136H164ZM169 138V137H168ZM167 138V139H168ZM186 138V137H185ZM212 138V139H211ZM108 139V140H109ZM171 139V138H170ZM224 139V138H223ZM247 139V138H246ZM245 139V140H246ZM23 140V139H22ZM83 140V139H82ZM192 140V139H191ZM190 140V141H191ZM218 140H219V138H218ZM226 140V139H225ZM238 140V139H237ZM245 140H243L244 141V143L242 142V144L241 145H243V144H245ZM256 140H254V139H252V141H254V144H256L255 143V141ZM80 141V140H79ZM99 141H101V143H102V147H103V144H105V146H107V147H103V149L101 148V144L99 143ZM103 141V142H102ZM105 141V142H104ZM110 141V140H109ZM108 141V142H109ZM110 141V142H111ZM114 141V142H113ZM144 141H146V140H144ZM159 141H160V139H159ZM173 141H175V140H173ZM234 141V140H233ZM249 141H247V142H249ZM256 141V142H257ZM18 142V141H17ZM23 142V141H22ZM27 142V141H26ZM49 142V141H48ZM180 142V141H179ZM182 142V141H181ZM207 142V143H206ZM222 142V141H221ZM228 142V141H227ZM246 142V143H247ZM37 143V142H36ZM52 143V142H51ZM176 144H178L177 143V141L175 142ZM260 143V144H259ZM19 144V143H18ZM100 144V145H99ZM170 144V143H169ZM180 144V143H179ZM184 144V143H183ZM182 144V145H183ZM235 144V143H234ZM237 144H238V146H239V142H237ZM250 144H252V142L250 143ZM4 145V144H3ZM8 145V144H7ZM29 145V144H28ZM108 145H109V147H108ZM143 145V144H142ZM153 145V144H152ZM221 145H222V143H221ZM233 145V144H232ZM37 146V145H36ZM36 146H34V147H36ZM175 146V145H174ZM223 146V145H222ZM229 146V145H228ZM237 146V145H236ZM10 147V146H9ZM22 147V146H21ZM170 147V146H169ZM178 147H180L181 148V146L180 145H178ZM177 147V148H178ZM255 147V146H254ZM3 148V147H2ZM29 148V147H28ZM106 148V149H105ZM145 148V147H144ZM156 148V147H155ZM175 148V147H174ZM180 148H178V149H180ZM189 148V149H188ZM238 148V149H237ZM241 148V149H240ZM23 149V148H22ZM30 149V148H29ZM152 149V148H151ZM182 149V148H181ZM182 149V150H183ZM223 149H225V148H223ZM227 149H229V148H227ZM41 150V149H40ZM144 150V149H143ZM147 150V149H146ZM148 150H150V149H148ZM156 150V149H155ZM218 150V149H217ZM220 150V149H219ZM261 150H263V151H261ZM4 151V150H3ZM14 151V150H13ZM21 151V150H20ZM142 151V150H141ZM140 151V152H141ZM166 151V150H165ZM171 151V150H170ZM177 152H178V150H176ZM180 151V150H179ZM189 151V152H190ZM229 151V150H228ZM110 153L111 155H108L107 153ZM139 152V153H140ZM144 152V151H143ZM153 152H155L154 150H153ZM152 152V153H153ZM157 152V151H156ZM181 152V154L184 152V151H180ZM186 152V151H185ZM232 152V153H231ZM146 153H149V151L147 152L146 151ZM151 153V154H152ZM166 153V152H165ZM170 152H168V154H169ZM174 153H176L175 151H174ZM188 153V152H187ZM195 153V154H194ZM29 154V153H28ZM158 154V153H157ZM167 154V153H166ZM165 154V155H166ZM181 154H177V155H179V156H177L176 154H174V155H176L177 157H178V160L180 161V159H181V157L182 156H180ZM20 155V154H19ZM141 155V154H140ZM154 155H156V154H154ZM164 155V154H163ZM183 155H184V153H183ZM192 155V156H193ZM4 156H5V154H4ZM12 156V155H11ZM148 156V155H147ZM153 156V155H152ZM175 156V158H177ZM186 156V155H185ZM30 157V156H29ZM144 157V156H143ZM145 157H144V159H145ZM151 157V156H150ZM150 157L148 158V159H150ZM162 157H164V156H162ZM4 158H6V157H4ZM15 158V157H14ZM35 158V157H34ZM168 158H170L169 156H168ZM172 158V159H171ZM170 159L172 160V162L173 161H175V160H173V157H171ZM174 158V159H175ZM143 159V158H142ZM141 159V160H142ZM152 159V158H151ZM162 159V158H161ZM166 159V157H164L163 158V160L164 161H162V163H161V165H159V166H167V164H163V162H168L169 163V161H167V160H170V159H167V160H165ZM189 159V158H188ZM154 160V159H153ZM153 160H150V161H153ZM171 160H170V163H172L171 162ZM178 160H176V161H178ZM190 160V159H189ZM192 160H193V158H192ZM7 161H9V160H7ZM5 159H3V158H1L0 157V163H1V165H3L5 168L7 167V168H9L10 169V167L11 166H13V165H11L10 166V164L7 162ZM144 161V162H145ZM156 161V160H155ZM154 161V162H155ZM178 161V165H180L179 162ZM13 162V161H12ZM16 162V161H15ZM20 162V161H19ZM154 162H151V164H153L154 165ZM17 163V162H16ZM23 163V162H22ZM170 163L168 164V165H170ZM139 164V165H138ZM158 164H160V163H158ZM163 164V165H162ZM172 164H174L175 165V163H172ZM172 164L170 165V166H172ZM187 164V163H186ZM202 164H204V165H202ZM30 165V164H29ZM135 165H137V167H135ZM153 165H151V167L153 166ZM156 165V164H155ZM177 165V164H176ZM201 165L202 166H204L203 168H200V169H202V172H203V169L205 170L206 168V166L205 165H207V166H210L211 167V171L209 170V172H208V170L204 173V175H207V176H205V178H206V181L204 180L205 178H203L204 176H203V174H200L201 172V170H199V172H197V170L199 169V167H201ZM218 166V167H220V168H217V167H215V166ZM234 165V166H233ZM148 166V168H150V166L149 165H147ZM157 166V165H156ZM169 166V167H170ZM187 166V165H186ZM17 167V166H16ZM179 167V166H178ZM177 167V168H178ZM234 167H239V169H238V171H240V172H238V175L236 174L237 172H235V174H236V176H235V174H234V171L232 170ZM1 168V167H0ZM5 168H3V169H5ZM15 168V167H14ZM18 168H20V170H22V172H30V169L26 166V165H23V164H21V163H18ZM133 168H136L134 171H133ZM141 168H143V172H144V167H140V169ZM145 168H147V167H145ZM147 168V169H148ZM156 168V167H155ZM165 169H166V167H164ZM176 168V169H177ZM216 168H217V170H216ZM245 168H248V170H247V172L248 171H250V173H251V175H250V173L249 174H246V176L247 175H249V177L248 178H250L252 175H255L254 177H252V178H250V179H248V180H250V182L252 183V186H254L256 189H254V188H252V186L250 185L251 183L246 179L247 177L245 176ZM11 169H12V167H11ZM146 169V170H147ZM163 169V168H162ZM165 169H163V171L165 170ZM170 169H171V171H170ZM174 169H175V167H174ZM174 169H172V168H169V170L168 169H166L164 172H162V177H165L166 179H168L169 178V180H170V176L169 175H171L172 177L174 176V172L173 171H175ZM182 169H178V171L179 170H182ZM207 169H209V167H207ZM218 169H221L220 170V173H218L219 171H218ZM241 169H243L244 170V173L242 174V175H244L245 177V179L243 178V176H241L242 178H240V176H239V173L241 174L242 173V170ZM18 170V169H17ZM138 170V169H137ZM136 170V171H137ZM158 170V169H157ZM160 170V169H159ZM173 170V171H172ZM186 170V171H187ZM235 170V169H234ZM6 171H9V170H6ZM11 171V170H10ZM9 171V172H10ZM140 171H142V170H140ZM161 171V170H160ZM166 171H168V172H166ZM170 171V172H169ZM177 171V170H176ZM175 171V172H176ZM2 172V171H1ZM4 172V171H3ZM14 172V171H13ZM151 172V171H150ZM173 172V173H172ZM182 171H180L179 173H181ZM197 172V173H196ZM12 173V172H11ZM16 173V172H15ZM135 173H136V175H135ZM166 173H168V178H167V176H165V175H167ZM170 173V174H169ZM178 173V172H177ZM183 173V172H182ZM184 173H186L185 172V170H184ZM7 174H8V172H7ZM145 174V173H144ZM165 174V175H164ZM198 174H200V176L198 175ZM3 175H4V173H3ZM15 174H13V176H14ZM17 175V174H16ZM24 175V174H23ZM143 175V174H142ZM140 176V178L141 179H143L142 177L143 176ZM160 175V174H159ZM176 175V174H175ZM181 175V174H180ZM180 175L178 176L179 177V179L180 178H182V177H180ZM185 175V174H184ZM188 175V174H187ZM197 175V176H196ZM5 176V175H4ZM3 176V177H4ZM7 176V175H6ZM52 176V175H51ZM199 176V177H198ZM3 177H1L0 179H3ZM20 177V176H19ZM19 177H17V178H19ZM175 177V176H174ZM173 177V178H174ZM177 177V176H176ZM187 177V176H186ZM235 177L237 178H240L238 181H241L242 179H244L243 181H241V182H244L245 181V183H247L246 181H248L249 182V184H248V186L249 187H251L250 189H246V184L244 185L243 184V186H242V184L241 185H239V184H237V182L238 181H236V179H235ZM156 178V177H155ZM165 178H162L161 180V182L163 183L164 181L165 182H167L166 180H165ZM202 178V179H201ZM47 179V178H46ZM139 179V178H138ZM172 179V178H171ZM185 179V178H184ZM183 179V180H184ZM5 180V179H4ZM7 180H8V178H7ZM26 180H27V178H26ZM164 180V181H163ZM173 180V179H172ZM208 180V181H207ZM259 180H260V178H259ZM263 180H261V181H263ZM1 181H3V180H1ZM37 181V180H36ZM140 181V180H139ZM142 181V180H141ZM140 181V182H141ZM179 181V180H178ZM185 181V180H184ZM252 181H256L255 180V178H254V180H252ZM257 181H258V179H257ZM256 181V182H257ZM148 182V184H149V181H147ZM160 182V183H161ZM172 182V181H171ZM174 182V181H173ZM196 182V183H195ZM16 183V182H15ZM30 183H31V181H30ZM49 183V182H48ZM170 183V182H169ZM179 183V182H178ZM181 183V182H180ZM141 184V183H140ZM139 184V182H138V185L139 186H141ZM154 184V183H153ZM165 184V183H164ZM173 184H175V183H173ZM177 184V183H176ZM187 184H189V183H187ZM152 185V184H151ZM51 186V185H50ZM165 186V185H164ZM176 186V185H175ZM185 186H187V185H185ZM32 187V186H31ZM162 187V186H161ZM0 188L2 189V191H0V193L1 192H3V193H7V189H6V187H5V185H4V183L3 182H1L0 183ZM11 188V187H10ZM42 188V187H41ZM150 188V187H149ZM177 188H176V190H177ZM0 189V190H1ZM21 189V188H20ZM44 189V188H43ZM148 189V188H147ZM156 189H158V188H156ZM170 189V190H169ZM175 189V188H174ZM13 190H15V189H13ZM51 190V189H50ZM138 190V189H137ZM136 190V191H137ZM154 190V189H153ZM169 190V191H168ZM139 191H140V188H139ZM142 191V190H141ZM141 191L140 192H138L139 194L141 193ZM143 191H144V189H143ZM160 191V190H159ZM43 192H45L44 190H43ZM145 192V191H144ZM162 192V191H161ZM3 193L1 194V195H3ZM16 193H18V192H16ZM26 193V192H25ZM51 193V192H50ZM4 194V195H5ZM8 194V193H7ZM14 194V193H13ZM47 194V193H46ZM25 195V194H24ZM138 195V194H137ZM136 195V196H137ZM141 195V194H140ZM156 195V194H155ZM13 196V195H12ZM16 196V195H15ZM42 196V195H41ZM135 196V197H136ZM159 196H162V197H159ZM164 196V197H165ZM3 198L5 197V196H2ZM2 197L0 196V198L2 199ZM11 197V196H10ZM134 197V196H133ZM169 197V198H168ZM171 197H172V199H171ZM160 198V199H159ZM31 199V198H30ZM142 199H144V200H142ZM7 200V198L4 200V201H6ZM8 200H10V199H8ZM159 200H163L162 202H160V204H159ZM171 200H173V202L171 203H169V201ZM2 201V202H1ZM0 201V240L1 239H4V238H6V235H8L7 233H8V230H10L9 229V226H11L10 225V223L12 222V220H11V214H12V216H16L17 214H18V211H17V209H16V207L14 206L15 204H13L12 205V203L13 202H11V200H10V202L9 201H7L6 203L5 202H3V199ZM24 201V200H23ZM34 201V200H33ZM37 201V200H36ZM158 203H157V202ZM27 202V201H26ZM35 202V201H34ZM132 202V203H133ZM157 203V204H155L154 205V203ZM16 203V202H15ZM18 203V202H17ZM25 203V202H24ZM36 203V202H35ZM149 203L152 205H154V207L152 206L151 207V205H149ZM164 203V202H163ZM137 204V203H136ZM159 204V205H158ZM133 205V206H134ZM157 205V206H156ZM164 205H165V203H164ZM25 206V205H24ZM23 206V207H24ZM137 206V207H136ZM18 207V206H17ZM28 207V206H27ZM166 207V211H164V208ZM237 207L240 209L241 208V210L243 211V209H244V211L242 212L241 210V212L237 209ZM29 208V207H28ZM131 208V207H130ZM20 209V208H19ZM84 209V210H85ZM124 209V210H123ZM236 209L238 210V212L237 213H235V212H233V211H236ZM89 210V209H88ZM127 210V209H126ZM133 210V209H132ZM22 211V210H21ZM34 211V210H33ZM36 211V210H35ZM35 211H34V213H35ZM40 211V210H39ZM50 211V210H49ZM87 211V210H86ZM129 212H131V213H133L132 211H131V209L130 210H128ZM251 211V212H250ZM38 211H36V213H37ZM76 212V213H77ZM88 212V211H87ZM125 212V211H124ZM127 212V211H126ZM126 212H125V214H124V217L126 218L127 217V215H128V213H127V215H126ZM164 212V213H163ZM166 212H167V215H166ZM255 212H257V218H255L256 217V215L254 214ZM35 213V214H36ZM43 213V212H42ZM93 213V212H92ZM150 214V217H152L153 216V219H151L152 220V222H150V223H155V224H150L149 222H147L148 224H150V225H152V226H145V223L144 222H142L143 220H144V218L146 219V217H148L149 216V214ZM236 214L238 217H237V219L235 218L234 219V215L233 214ZM239 213V214H238ZM242 213V214H241ZM20 214V213H19ZM18 214V215H19ZM25 214V213H24ZM41 214V213H40ZM75 214V213H74ZM78 214V213H77ZM76 214V215H77ZM80 214H81V212H80ZM90 214V213H89ZM88 214V215H89ZM102 214H101V216H102ZM43 215V214H42ZM93 215V214H92ZM96 215V214H95ZM123 215V214H122ZM126 215V216H125ZM164 215H166V217L164 216ZM235 215V216H236ZM29 216V215H28ZM27 216V217H28ZM78 216V215H77ZM85 216V215H84ZM101 216H98V217H101ZM119 216H120V218H119ZM130 216H131V214H130ZM135 216V215H134ZM138 216V215H137ZM19 217V216H18ZM55 217V216H54ZM63 217V218H62ZM82 217V216H81ZM123 217V218H124ZM26 218V217H25ZM47 218V217H46ZM52 218V217H51ZM60 218H62V220L64 221V222H66L65 224L67 225V228L69 227L71 230H73L72 231V235H70V233H69V235L71 236V237H69L66 233H65V235H67L69 238L67 239V238H65V235L63 234V230H64V226H66V225H63V222H61L62 223V225H61V223H60ZM94 218V217H93ZM118 218L121 220H119L120 222H118L117 220H118ZM122 218V219H123ZM124 218V219H125ZM22 219V218H21ZM95 219H97V218H94V220ZM142 219V221H140ZM257 219H259V221L260 222H258V225H262V226H260V227H251V223H252V221H254V220H257ZM17 220V219H16ZM61 220V221H62ZM85 220V219H84ZM148 220V219H147ZM151 220H149V221H151ZM69 221V222H68ZM86 221V220H85ZM98 221V225H96V221H95V223H93L94 225V227H93V232H94V234L95 235H100L101 233H103L102 232V227L104 228V226H102V224L100 223L99 224V221H100V219H98L97 220ZM146 221V220H145ZM167 221H169V222H167ZM171 221V222H170ZM28 222V221H27ZM54 222V221H53ZM83 222V221H82ZM102 222V221H101ZM124 222V221H123ZM251 222V223H250ZM42 223V222H41ZM55 223V222H54ZM77 223H79V220H78V222ZM146 223V224H147ZM169 223V224H168ZM241 223H243L245 226H246V223H250L249 225H250V229L248 230V232H250V230H252L251 232V234H249V233H247V230H245V228H244V230H245V232L247 233V234H245V236L242 234V233H244L243 231L241 232V230H242V228L243 227H245L243 224H241ZM75 224V225H74ZM82 224H84V222L82 223ZM123 224V223H122ZM243 225V226H240V225ZM17 225V224H16ZM23 225V224H22ZM87 225V224H86ZM96 225V226H95ZM99 225H101L102 227L100 228V226ZM255 225H257L256 223H255ZM28 226V225H27ZM34 226V225H33ZM36 226V225H35ZM48 226V225H47ZM62 226V227H61ZM171 226V225H170ZM19 227V226H18ZM25 227H26V225H25ZM30 227V226H29ZM87 227V226H86ZM91 227V226H90ZM242 227V228H241ZM246 227H249L248 226V224H247V226ZM20 228V227H19ZM23 228V227H22ZM22 228L21 229H19V233H21V235H22V233L24 234V232H25V230H23L22 231ZM33 229L32 230H30V228L28 229L27 227H26V229H28V230H30L31 231V233L33 232V234H31L32 235V237H34V239H35V241L36 240H39V236H38V233H41L40 232V230L41 229H37L36 227H32ZM48 228V227H47ZM63 228V229H62ZM66 228V227H65ZM66 228V229H67ZM68 228V230H70ZM80 228V227H79ZM84 228V227H83ZM89 228V227H88ZM251 228H254V229H251ZM23 229H25V228H23ZM45 230H47L46 228H44ZM78 229V228H77ZM82 229V228H81ZM89 229H91V228H89ZM122 229V228H121ZM125 229V228H124ZM246 229H248V228H246ZM68 230H66L67 232H69ZM70 230V231H71ZM106 230V231H107ZM123 230V229H122ZM18 231V230H17ZM39 231V232H38ZM43 231V230H42ZM48 231V230H47ZM51 231V229L49 230V232ZM76 231V232H75ZM82 231V230H81ZM116 231H118V232H116ZM29 232V231H28ZM64 232H65V230H64ZM18 233V232H17ZM26 233H27V231H26ZM88 233V232H87ZM104 233H106L107 234V232H104ZM103 233V234H104ZM110 233L108 232V234L110 235ZM30 234V233H29ZM46 234V233H45ZM104 235L103 236V238H105V240H106V238H108L109 239V237H105V236H107V235ZM123 234V233H122ZM160 234V235H159ZM43 235V234H42ZM79 235V234H78ZM88 236L90 235V234H87ZM95 235H93V236H95ZM108 235V236H109ZM125 235V234H124ZM158 235V236H157ZM250 235V236H249ZM30 236V235H29ZM123 236V235H122ZM251 236H253V238H255L254 239V241L253 242H251L250 240H248L249 242H247V240H246V238H250ZM21 237V236H20ZM100 237V238H99ZM98 237V239L100 240L101 239V237H102V235H100ZM126 237V236H125ZM246 237V238H245ZM86 238H88V237H86ZM95 238H97V237H94L93 239H95ZM103 238H102V241H103ZM123 238V237H122ZM22 239V237L20 238V244H27L28 245V242L26 243L23 239V241L21 240ZM33 239V240H34ZM47 239V238H46ZM81 239V240H80ZM85 239V238H84ZM175 239V240H174ZM252 239V238H251ZM262 239V240H261ZM32 240V241H33ZM50 240V239H49ZM89 240H91V239H88V241ZM124 240V239H123ZM150 240V239H149ZM174 240V241H173ZM15 241V240H14ZM73 241V242H74ZM86 241H87V239H86ZM118 241H120V240H118ZM37 242V241H36ZM90 242H92V241H90ZM89 242V243H90ZM95 242V241H94ZM94 242H92V243H94ZM96 242L98 243V240H96ZM95 242V243H96ZM109 242V241H108ZM113 241H111V244H116L117 245V243H115V242H113ZM123 242V241H122ZM125 242V241H124ZM124 242H123V244H124ZM126 242H127V240H126ZM129 242V241H128ZM145 242H143V244L145 245ZM149 242H148V244H149ZM251 242V245L249 244ZM4 243V242H3ZM3 243H1L0 242V244L1 245H3ZM87 243V242H86ZM95 243H94V245H95ZM104 243H106V242H104ZM131 243V242H130ZM140 243V242H139ZM262 243V244H261ZM113 244V245H114ZM119 244H120V242H119ZM122 244V243H121ZM120 244V245H121ZM140 244H142V243H140ZM147 244V243H146ZM0 245V246H1ZM74 245V244H73ZM76 245V244H75ZM87 245V244H86ZM93 245V244H92ZM99 245V244H98ZM103 245V244H102ZM107 245L109 246V244L107 243ZM116 245H114L113 247L115 248L114 250H116ZM143 245V246H144ZM235 245V248H233V246ZM30 246H31V244H30ZM40 246V245H39ZM77 246V247H78ZM97 246V245H96ZM99 246H101V245H99ZM119 246V245H118ZM3 247V246H2ZM6 247V246H5ZM22 247V246H21ZM123 247H124V245H123ZM123 247L121 248V249H123ZM1 248V247H0ZM52 248V247H51ZM54 248V247H53ZM73 248V249H72ZM87 248V247H86ZM89 248V247H88ZM93 248V247H92ZM95 248V247H94ZM99 248V247H98ZM101 248V247H100ZM125 248H127L126 247V244H125ZM130 248H128V250L130 249ZM238 249L237 251H239V252H236V251H233V252H231V249ZM46 249V248H45ZM60 249V251L58 252V250ZM82 249V251H84V252H82L81 254H83V253H87V252H85V250H83ZM96 249H97V247H96ZM102 249V248H101ZM109 249V248H108ZM2 250V249H1ZM62 250V251H63ZM77 250V249H76ZM81 249L79 248L78 249V251H80ZM89 250V249H88ZM87 250V251H88ZM95 250V249H94ZM100 250V249H99ZM126 250L127 249H124L123 251H125L126 252ZM127 250V252H130L131 251V249H130V251H128ZM264 250V249H263ZM91 251V250H90ZM101 251V250H100ZM112 251V250H111ZM116 251H120V250H118V248H117V250ZM122 251V250H121ZM121 251H120V253H121ZM256 251V250H255ZM76 252V251H75ZM92 252V251H91ZM261 252V251H260ZM77 253V252H76ZM117 253V252H116ZM124 253V252H123ZM256 253V252H255ZM7 254H9V253H7ZM78 255H79V252L77 253ZM92 254V253H91ZM98 254V253H97ZM108 254H110V253H108ZM112 254H114V253H112ZM242 254V255H243ZM257 254V253H256ZM262 254V253H261ZM53 255V254H52ZM58 255V256H57ZM56 255V257L58 258V257H60V254H57ZM76 255V254H75ZM123 255V254H122ZM233 255V256H232ZM82 257L83 255H79L78 257ZM244 256H243V258H244ZM246 256V257H247ZM257 256H258V254H257ZM53 257V256H52ZM52 257H50V258H52ZM55 257V258H56ZM93 257V256H92ZM95 257V256H94ZM109 256H107V258H108ZM221 257H222V259H223V261H221L222 259H221ZM1 258V257H0ZM5 258V257H4ZM4 258H3V256H2V258L1 259H3V261H2V263L4 262ZM82 258H84V257H82ZM98 258V257H97ZM240 258V259H239ZM257 258V257H256ZM47 259V258H46ZM73 259H74V257H73ZM79 259V258H78ZM114 259H116V258H114ZM245 259V258H244ZM259 259H260V262H261V264H264V257H262L261 256V258L259 257ZM56 260V259H55ZM59 260H61V259H59ZM59 260H58V263H59ZM90 260V259H89ZM111 260V259H110ZM233 260V261H232ZM252 260H254V259H252ZM8 261V260H7ZM57 261V260H56ZM79 261V260H78ZM81 261H83V259L81 260ZM103 261V260H102ZM95 262V261H94ZM110 262V261H109ZM112 262V261H111ZM116 262H115V264H116ZM122 262H121V264H122ZM250 263L252 262V261H249ZM249 262H247V263H249ZM258 262V261H257ZM57 263V262H56ZM246 263V264H247ZM255 263V262H254ZM7 264V263H6ZM61 264V263H60ZM69 264V263H68ZM111 264V263H110ZM252 264V263H251ZM257 264V263H256ZM259 264V263H258Z\"/></svg>",
  "mask_w": 264,
  "mask_h": 264
}]
</instances>
